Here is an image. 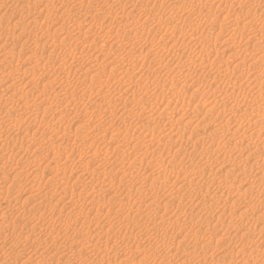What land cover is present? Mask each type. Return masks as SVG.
I'll list each match as a JSON object with an SVG mask.
<instances>
[{"label":"rangeland","instance_id":"obj_1","mask_svg":"<svg viewBox=\"0 0 264 264\" xmlns=\"http://www.w3.org/2000/svg\"><path fill=\"white\" fill-rule=\"evenodd\" d=\"M32 1V2H31ZM47 1V2H46ZM61 1L65 0H0V57L5 58L7 55L5 50L3 48L4 44L8 42L9 46L7 47L8 49L12 48L15 46V55L16 57H10L7 60H10V64L3 69H0V90L4 86H8L11 84V82H16L17 77H23L24 82L29 81L27 84L28 86H25L22 88V91L26 92L25 95H15L14 98V103H17L18 107L22 106L24 102L27 104H33L35 103L33 107V110L36 111V113L33 111V114L31 117L24 119V124L22 125L20 129V133L16 136H12L9 132H3L5 134H2L0 136V148L2 147L7 151L4 152V155H6L7 158L4 160V162H0V171L2 173V176H0V221H2L1 216L5 214V217L7 218V222H5V225L8 227H1L0 228V264H110L113 263L115 264L116 262H121L119 261L120 259V254L124 253L125 258L129 257L128 259L130 260V263L132 261H140L144 256L147 257V261L149 262L148 264H152L150 262L151 260L157 261V263L160 264H230V260L232 259L231 263L232 264H243V261L248 260L250 257L249 254L252 249V243L259 242L261 243L262 239L259 234V227L262 225L260 224L261 222H256V217L260 214V212L264 209V140L263 143H261V139H264V120L263 117L257 116L258 113L256 112L257 110L254 109L256 106L260 104H264V92L261 93V89L264 88V74L262 75L263 78L262 80L259 79L258 82L254 83L255 79L253 77V74L256 76L260 75L259 71L264 69V60L263 61H255L253 58H246L245 55H248L246 51H244L243 46L244 42L247 39V34L242 36V34H231L229 30H220V23L221 21H225L227 24L231 25L233 24L237 28L243 27L245 30L251 31L253 28V25L249 23V17L251 18L253 13L250 11V13H246L247 10H250V8L253 7L255 4H261L260 7H256V16H255V24H256V29L261 31L260 34L264 32V26H262L261 22L258 20H261L263 18V12H264V1L263 0H244L245 4L240 2L242 0H185L186 3H183L184 0H114V1H105V4L103 0H66L64 4ZM74 3H72V2ZM119 1V2H118ZM140 1V2H139ZM158 3H157V2ZM164 1L163 3H160ZM168 1V2H167ZM184 1V2H185ZM189 1V2H188ZM196 1V2H195ZM223 1V2H222ZM261 1V2H260ZM6 2V3H5ZM21 2V3H20ZM82 2L81 4H79ZM84 2V3H83ZM93 2V5H92ZM110 2V3H109ZM114 2V3H113ZM188 2V3H187ZM200 2V3H199ZM256 2V3H255ZM47 3V4H46ZM71 3V6L69 7ZM89 3V4H88ZM98 3L96 7V4ZM113 3V4H112ZM117 3L118 7L115 5ZM120 3V4H119ZM160 7L162 4L163 8L161 9L155 6ZM170 3V4H169ZM178 3V4H177ZM191 3V4H190ZM196 3V4H195ZM253 3V5H251ZM255 3V4H254ZM30 4L33 6L31 7ZM65 6H64V5ZM73 4V5H72ZM78 4V5H77ZM91 4V7L89 6ZM100 4V5H99ZM111 6L109 7L108 6ZM172 4V5H171ZM186 4V5H185ZM194 4V5H193ZM201 4V5H200ZM248 4V5H247ZM4 5V6H3ZM29 5V7H28ZM42 5V6H41ZM80 5V6H79ZM107 5V6H104ZM114 5V6H112ZM122 5V6H120ZM152 5V6H151ZM166 5V6H165ZM183 5V6H182ZM200 5V6H199ZM245 5V7H244ZM247 5V6H246ZM44 6V7H43ZM48 6V7H47ZM64 6V8L62 7ZM76 6V8L74 7ZM110 9V13H112L111 18L109 19V22L104 21V12L109 11L106 10L105 8ZM116 6V7H115ZM126 6V8H125ZM130 6V7H129ZM165 6V7H164ZM192 6V7H191ZM219 6V7H218ZM223 6V7H222ZM237 6V7H236ZM249 6V7H248ZM252 6V7H250ZM15 7V8H14ZM46 7V8H45ZM52 7V8H51ZM96 9H95V8ZM140 9H139V8ZM156 7V8H155ZM171 7V8H170ZM179 7V8H178ZM190 7V8H189ZM202 7V8H201ZM227 7V8H226ZM3 8V9H2ZM48 8V9H47ZM66 8V9H65ZM103 8V9H102ZM116 8V11L114 9ZM142 8V9H141ZM159 10H158V9ZM183 12H182V9ZM185 11V9H187ZM209 8V9H208ZM258 8V9H257ZM263 8V9H262ZM23 9V10H22ZM52 9V10H51ZM99 9V11H98ZM119 9V10H118ZM123 11H122V10ZM167 9V10H166ZM170 9V10H169ZM208 9V10H207ZM227 9V10H225ZM229 9V10H228ZM245 9V10H241ZM247 9V10H246ZM263 12L261 13V11ZM4 10V11H3ZM36 10V11H35ZM50 10V11H49ZM55 10V11H54ZM72 10V11H71ZM74 10V11H73ZM92 10V11H91ZM95 10V11H94ZM163 10V11H162ZM166 10V12H165ZM169 10V11H168ZM195 10V11H194ZM206 10V11H205ZM253 10V11H254ZM258 10V11H257ZM260 10V12H259ZM13 11V12H12ZM22 11V12H21ZM32 11V12H31ZM39 11V12H37ZM49 11V12H48ZM53 11V14H52ZM68 11V12H67ZM94 11V12H93ZM160 11V12H159ZM175 11V12H174ZM185 11V12H184ZM3 12V13H2ZM6 12V13H5ZM11 12V13H10ZM21 12V13H20ZM41 12V13H40ZM47 12V13H46ZM62 12V13H61ZM85 12V13H84ZM90 12V14H89ZM117 12V13H116ZM119 12V13H118ZM149 12V13H148ZM193 12V13H192ZM245 12V14H244ZM9 13V15H8ZM32 13V14H29ZM116 13V14H114ZM152 13V14H151ZM154 13V14H153ZM162 13V14H161ZM170 13V14H169ZM185 13V14H183ZM195 13V14H194ZM16 14V16H15ZM34 14V15H33ZM55 14V15H54ZM64 14V16H63ZM74 14V15H73ZM87 14V15H86ZM97 14V15H96ZM118 14V15H117ZM127 14V15H124ZM192 14V15H191ZM238 14V15H237ZM259 17V15H261ZM7 15V16H6ZM42 15V16H41ZM54 15V16H53ZM67 15V16H66ZM117 15V16H116ZM142 15V16H141ZM148 15V16H147ZM154 15V16H153ZM167 15V16H166ZM179 15V16H178ZM184 15V17L182 16ZM188 15V16H187ZM244 15V16H243ZM11 16V17H10ZM37 16V17H35ZM40 16V17H39ZM47 16V17H45ZM50 16V17H49ZM56 16V17H55ZM72 16V18H71ZM76 16V17H75ZM95 18L96 20L94 21L92 17ZM115 16V17H114ZM119 16V17H118ZM123 16V17H122ZM126 16V17H125ZM133 16V18H131ZM164 16V17H162ZM193 16V17H192ZM238 16V17H237ZM248 16V18H247ZM5 17V18H4ZM14 17V18H13ZM55 17V18H54ZM90 17V18H89ZM104 19H103V18ZM138 17V18H137ZM167 17H173V23H169L166 19ZM177 19H175V18ZM182 17V18H181ZM262 17V18H261ZM2 18V19H1ZM11 18V19H10ZM54 18V19H52ZM66 20H65V19ZM70 18V19H69ZM88 18V19H87ZM102 18V19H101ZM114 18V19H113ZM122 18V19H121ZM149 19V22L148 19ZM154 18V19H153ZM161 18H164L161 19ZM35 19V20H33ZM46 19V20H45ZM117 19V20H116ZM122 21L120 22L119 21ZM127 19V20H126ZM145 19V20H144ZM175 19V20H174ZM187 19V20H186ZM197 19V20H196ZM7 22H6V21ZM18 22H17V21ZM33 20V21H32ZM52 20H54L52 22ZM56 20V21H55ZM60 20V21H59ZM63 20V21H62ZM69 20L70 22H74L72 24H69L67 21ZM102 20V21H101ZM154 20V21H153ZM160 20V21H159ZM162 20V21H161ZM9 21V22H8ZM36 23H33V22ZM49 21V22H48ZM84 21H86L84 23ZM105 24H101V23ZM131 21V22H130ZM137 21V22H136ZM142 21V22H141ZM146 21V22H145ZM157 21V22H156ZM167 21V22H166ZM189 21V22H188ZM46 22V23H45ZM67 22V23H66ZM162 22V23H161ZM164 22V23H163ZM259 22V23H258ZM12 23V24H10ZM31 23V24H30ZM62 23V24H61ZM83 25H82V24ZM98 23V25H96ZM122 23V25H121ZM134 23V24H133ZM137 23V24H136ZM151 23V24H150ZM161 23V24H160ZM177 23V24H176ZM181 23V24H180ZM188 23V24H187ZM199 23V25H198ZM249 23V24H247ZM66 24V25H64ZM78 24V25H76ZM120 24V25H119ZM139 24V26H138ZM141 24V25H140ZM149 26H148V25ZM157 24V25H156ZM170 24V25H169ZM190 24V25H189ZM260 24V25H259ZM10 25V26H9ZM15 25V26H13ZM40 25V26H39ZM59 25H64L66 26L65 29L61 30L60 32H54L55 29L59 27ZM102 25H104L102 27ZM159 25V26H158ZM178 25V26H177ZM251 25V26H250ZM8 26V27H7ZM17 26V27H16ZM75 26V28H74ZM93 28H92V27ZM117 26V27H116ZM123 26V27H122ZM164 26V28H163ZM169 26V27H168ZM188 26V27H187ZM250 26V27H249ZM258 26V27H257ZM15 27V29H14ZM21 29H20V28ZM23 27V30H22ZM32 27V28H30ZM68 27H70L68 29ZM98 27V28H97ZM153 27V28H152ZM156 27V28H155ZM158 27V28H157ZM167 27V28H166ZM235 27V28H236ZM245 27V28H244ZM261 27V28H259ZM6 28V29H3ZM41 30H40V29ZM77 28V29H76ZM87 28V29H86ZM90 28V29H89ZM100 28L102 30H100ZM109 28V29H108ZM115 28L117 30H115ZM124 28V30H123ZM143 28V29H142ZM150 28V29H149ZM162 28V29H160ZM170 28V29H169ZM173 30H172V29ZM179 28V29H178ZM183 28V29H180ZM247 28V29H246ZM250 28V29H249ZM35 29V30H34ZM72 29V30H71ZM90 30V31H84V30ZM106 29V30H105ZM134 29V30H133ZM140 29V30H139ZM152 29V30H151ZM13 30V32H12ZM22 30V32H21ZM73 33V35L69 32ZM75 30V31H74ZM77 30V31H76ZM105 32L104 34H107L106 37L103 35V33L98 32ZM111 32H110V31ZM139 30V31H138ZM3 31V32H2ZM27 31V32H26ZM46 31V32H43ZM73 31V32H72ZM109 31L110 33H107ZM124 31V32H123ZM150 31V32H148ZM238 31V29H237ZM241 31V29H240ZM66 32V33H65ZM69 32V33H68ZM79 32V33H78ZM85 32V33H84ZM87 32V33H86ZM116 32H120L119 36L117 35ZM121 32L123 34H121ZM149 34H147V33ZM158 32V33H157ZM181 32V33H180ZM189 32V33H188ZM204 32V33H203ZM248 32V31H247ZM19 33V34H17ZM21 33V35H20ZM30 33L33 35L39 36L42 40V42L47 40L48 42H51L50 46L49 43H43L45 46V51L46 53H49L50 48L55 47V51L52 53L53 58H51L49 65L47 67L41 68L43 64L47 61V59L43 56L42 60H39L36 66L37 73L35 76L28 72V74H25L24 76L21 75V71H24L25 69L31 68V66L34 64L33 62L30 61V59L27 56L26 51L28 50H38L40 51L42 49V45L36 43V41L33 39H28L25 42L24 38H26L27 34ZM42 33V34H40ZM55 33V34H54ZM96 33V34H95ZM111 33H115L117 36H113ZM128 35H127V34ZM138 33V34H136ZM226 33V34H225ZM11 34V35H10ZM67 34V35H66ZM85 34V35H83ZM89 34V35H88ZM102 34V35H98ZM110 34V35H109ZM114 34V35H115ZM129 38H125L127 37ZM135 34L134 36H132ZM168 34V35H167ZM182 34V35H181ZM231 34V35H230ZM260 34H257L259 36ZM15 35V36H14ZM41 35V36H40ZM52 35V36H51ZM131 35V36H130ZM150 37H149V36ZM176 35V36H175ZM185 35V36H184ZM203 36L202 39L199 40L200 36ZM49 36V37H48ZM69 38H68V37ZM71 36V37H70ZM74 36V37H73ZM86 36V37H82ZM103 36V37H102ZM184 36V37H183ZM191 36V37H190ZM231 36V38H230ZM46 37V38H45ZM99 37V38H98ZM108 37V38H107ZM121 37V38H120ZM123 37V38H122ZM136 37V38H134ZM144 37V39L142 38ZM154 37V38H152ZM172 37V38H171ZM242 37V38H241ZM9 38V39H7ZM11 38L17 40L15 45L11 44ZM78 38V39H77ZM80 38V39H79ZM83 38V40H81ZM95 38H98L95 40ZM101 38V39H100ZM118 38L119 40H122L123 44L121 41H117ZM142 38V39H141ZM156 38V39H155ZM162 38V39H160ZM176 38V40H175ZM178 38V39H177ZM57 41H55V40ZM69 39V42H68ZM77 39V40H75ZM87 39V40H84ZM94 39V40H93ZM108 41H106V40ZM110 39V40H109ZM126 39L130 41H125ZM151 39V40H150ZM184 39V42H183ZM243 39V40H242ZM7 40V41H5ZM31 40V41H30ZM49 40H54L49 41ZM73 40V42H72ZM92 40V42H91ZM99 40V42H98ZM101 40V42H100ZM103 40V41H102ZM115 41L112 45V42ZM124 40V41H123ZM132 40V41H131ZM135 40H138L134 42ZM140 40V42H139ZM159 40V41H158ZM230 40V41H228ZM232 40V41H231ZM237 40L239 42H237ZM59 41H62L61 44ZM72 44H71V42ZM85 41V42H84ZM96 41V42H94ZM182 43H181V42ZM243 41V42H242ZM5 42V43H4ZM10 42V43H9ZM65 42V43H63ZM70 43L69 46L66 44ZM79 42V43H78ZM117 42V43H116ZM130 42V43H129ZM133 44H132V43ZM148 42V43H146ZM151 42V43H150ZM155 42V43H154ZM174 42V43H173ZM232 42V43H231ZM235 42V43H233ZM243 45H239V43ZM253 41L249 42L251 45ZM36 43V44H35ZM92 43H96V46L92 45ZM100 43V44H98ZM110 43V45H109ZM135 43V45H134ZM143 43V44H142ZM157 43V44H156ZM161 45H159V44ZM231 43V44H230ZM29 44V45H28ZM36 46H35V45ZM52 44H57L56 46ZM63 44V45H62ZM121 44L123 46H121ZM128 44V45H126ZM131 44V45H129ZM154 44V45H153ZM171 44V45H170ZM197 44V45H196ZM203 44V45H202ZM233 44V45H232ZM59 45V46H58ZM61 45V46H60ZM65 45V46H64ZM79 48H78V46ZM81 45V46H80ZM88 45V46H87ZM101 45V46H100ZM126 45V46H125ZM153 45V46H152ZM186 47H185V46ZM231 45V46H230ZM235 45V46H234ZM264 45V39L263 42L260 43L259 46L262 50V46ZM12 46V47H11ZM21 46L26 48L24 52H21ZM31 46V47H30ZM41 46V48H40ZM71 46V47H70ZM106 50H103L104 48ZM138 46L139 50L136 48ZM155 46V47H154ZM158 46V47H157ZM214 46V47H213ZM238 46L241 47L238 48ZM60 47V49H59ZM68 49H67V48ZM72 47H77L76 49ZM97 47V48H96ZM99 47V48H98ZM117 47V48H116ZM130 47V48H129ZM153 47V48H152ZM185 47V48H184ZM194 47V49H193ZM237 47V49H236ZM14 48V47H13ZM12 48V49H13ZM20 48V49H19ZM66 48V52L65 49ZM92 48V49H91ZM95 48V49H94ZM109 48H112L109 49ZM120 48V49H118ZM129 48V50H128ZM141 48V49H140ZM147 48V49H146ZM163 48V49H162ZM190 48V49H189ZM201 48V49H200ZM210 48V49H209ZM235 48V49H234ZM251 46H248V49H250ZM53 49V48H52ZM103 50V52L101 50ZM109 49V50H108ZM126 51H125V50ZM132 49V51L130 50ZM135 49V50H134ZM150 49L152 50L150 53ZM160 49V50H158ZM168 49V50H167ZM218 49V51H217ZM14 50V49H13ZM60 50V51H59ZM70 50H76L75 51H70ZM80 50V52H79ZM92 50H96L93 51ZM142 50V53L141 51ZM147 50V51H146ZM179 52V53H177ZM189 50V51H188ZM199 50V51H198ZM209 50V52L205 51ZM220 50V51H219ZM235 50V51H234ZM242 50V51H241ZM5 51V52H4ZM48 51V52H47ZM88 51V52H87ZM106 51V52H105ZM108 51V52H107ZM111 51V52H110ZM116 51V53H115ZM131 51V52H130ZM205 52V54H203ZM217 51V52H216ZM240 53H239V52ZM52 52V50H50ZM65 52V53H62ZM68 52V53H67ZM74 52V53H73ZM90 52V53H89ZM110 52V53H109ZM129 52V53H128ZM134 52V53H132ZM140 54H139V53ZM192 54L194 52L193 55ZM197 52H200V54ZM216 52V53H215ZM238 52V53H237ZM18 53V55L16 54ZM59 53V54H58ZM67 53V54H66ZM71 53V55H70ZM78 53L81 55H78ZM87 53V54H86ZM96 53H98L96 57ZM103 53V54H100ZM105 53V54H104ZM115 53V54H114ZM127 53V54H126ZM132 53V54H131ZM140 55L134 56L135 55ZM145 53V54H144ZM155 53V54H153ZM177 53V54H176ZM188 53V54H187ZM211 53V54H209ZM245 53V54H244ZM261 51L259 52V54ZM76 54V55H75ZM108 54V55H107ZM114 54V55H113ZM126 54V55H125ZM130 54L132 56H130ZM143 54V55H142ZM155 55V56H150ZM162 54V55H161ZM202 54V55H201ZM229 54V55H228ZM24 55V56H23ZM74 55V56H73ZM89 55V56H87ZM92 55V57L90 56ZM102 55V56H101ZM107 55V56H106ZM123 55L122 57H120ZM144 59H143V57ZM159 55V56H158ZM176 55V56H175ZM209 55V56H208ZM10 56V55H9ZM62 56V57H61ZM73 56V58L71 57ZM78 56V57H77ZM85 58H84V57ZM101 56V57H100ZM105 56V57H103ZM113 56H117L116 58H113ZM119 56V57H118ZM126 58H125V57ZM148 56V57H147ZM181 56V57H180ZM189 56V57H188ZM205 56L207 58L204 59L206 61L203 63V65L200 62V57ZM218 56V57H217ZM241 56H243L242 60L241 58L238 59ZM87 57V58H86ZM94 57V58H93ZM137 59H136V58ZM159 57V58H158ZM192 57V58H191ZM213 57V58H212ZM234 57V58H233ZM19 58L20 61H14ZM64 58V59H63ZM91 60H90V59ZM108 58V59H107ZM122 60H121V59ZM123 58H125L123 60ZM133 58L135 60H133ZM142 58V59H140ZM173 58V59H172ZM195 58V59H194ZM46 59V61L44 60ZM63 59V60H62ZM83 59V60H81ZM85 59V60H84ZM95 59V60H94ZM97 59V62H96ZM99 59V60H98ZM101 59V60H100ZM113 59V60H112ZM120 59L118 62L117 60ZM128 59V60H127ZM139 59V60H138ZM148 59V60H145ZM154 59V60H152ZM160 59V60H159ZM209 63H208V61ZM220 59V60H219ZM247 59V60H243ZM27 60V61H26ZM76 60V61H75ZM87 60V61H86ZM103 60V61H102ZM132 60V61H131ZM137 60V61H136ZM167 60V61H166ZM195 60L196 64L193 63V65H196L195 68L193 69L192 62ZM223 62H220L222 61ZM239 60L241 61L239 63ZM45 61V62H44ZM59 61H65L66 63H70L71 61L73 62V69L71 72L65 73V72H58L56 69V65L58 64ZM80 61V62H79ZM82 61V62H81ZM85 61V63H84ZM95 61V62H94ZM117 61V62H116ZM122 61V62H121ZM136 65H135V62ZM145 61V62H144ZM149 63H148V62ZM153 61V62H152ZM161 61V62H160ZM170 61V62H169ZM189 61V63H188ZM210 61H212L210 64ZM225 61V63H224ZM20 66L16 68V63ZM75 62V63H74ZM109 62V63H108ZM115 64H113V63ZM125 62V63H123ZM128 64L126 65V63ZM156 62H160L159 64ZM180 62V63H179ZM200 64H199V63ZM216 62V63H215ZM220 62V63H218ZM237 62V63H236ZM257 62V63H255ZM263 62V63H262ZM39 63V64H38ZM42 63V64H41ZM56 65H55V64ZM78 63V64H77ZM81 63V64H80ZM107 63V64H106ZM118 63V64H117ZM123 63V64H122ZM132 65H131V64ZM141 63V64H140ZM153 63V64H152ZM187 63V64H186ZM198 63V64H197ZM215 63V64H214ZM233 67L235 70H233V75L231 74H224L222 66ZM246 63V64H245ZM255 63V64H254ZM30 64V65H29ZM77 64L78 68H76ZM101 64V65H99ZM110 64V65H109ZM181 64V65H180ZM190 64V65H189ZM243 64V65H242ZM260 64V65H259ZM55 65V66H54ZM84 65V66H83ZM93 65V66H92ZM104 65V66H102ZM112 65V67H111ZM121 67H130L133 73V76H130V74L126 75L124 73L125 68H121L123 71V74L121 70L118 68ZM135 65V67L133 66ZM141 65V66H140ZM152 65V66H151ZM159 65V66H158ZM163 65V66H161ZM183 65V66H182ZM187 65H189L187 67ZM202 65V66H201ZM234 65V66H233ZM263 65V66H262ZM13 68H12V67ZM51 66V69H50ZM81 66V67H80ZM83 66V67H82ZM144 66V68H143ZM148 66V67H147ZM217 66V67H216ZM220 66V68H218ZM238 66L240 67L238 68ZM259 66V68H258ZM10 67V68H9ZM15 67V68H14ZM54 67V68H53ZM76 69H75V68ZM86 68H90L93 70L87 71ZM93 67V68H92ZM128 67V69H129ZM133 67V68H132ZM139 67V68H138ZM142 67V68H141ZM159 67V68H158ZM216 67V68H215ZM9 68V69H8ZM25 68V69H24ZM87 71L83 73V71ZM84 68V69H83ZM95 68V69H94ZM99 68V69H98ZM102 68V69H101ZM103 68L106 70L105 75L101 76L102 79L99 78V80H107L105 84L106 86L103 85H97L93 83V88L92 91H87L86 88H84L82 85H78L79 79H83L82 77L86 76L85 78H91L90 76L97 72V70L100 72L103 70ZM135 68V69H134ZM165 68V69H162ZM182 70L184 71H181ZM205 68V69H204ZM212 68V69H210ZM261 68V69H260ZM13 69V71H12ZM15 69V70H14ZM20 69V70H19ZM24 69V70H23ZM53 69V70H52ZM75 69V70H74ZM78 69V70H77ZM108 69H115L113 73L108 70ZM134 69V70H133ZM148 69V70H146ZM151 69V71H150ZM153 69V70H152ZM160 69V70H159ZM188 69V70H186ZM200 69V70H199ZM203 69V70H202ZM237 69V70H236ZM42 70V71H40ZM74 70V71H73ZM77 70V71H76ZM130 70V71H131ZM156 70V71H155ZM180 70V71H179ZM218 70H220L218 72ZM256 70V71H255ZM18 71V72H16ZM45 71V72H44ZM47 71V72H46ZM53 71H57L53 72ZM108 71V72H107ZM115 71H120V73H115ZM148 71V72H147ZM151 73H150V72ZM154 71V72H152ZM159 71V72H158ZM166 71V72H165ZM172 76L173 74L178 73L180 79L182 82H179L175 85H172L169 82V76L165 75L168 73ZM213 71V72H212ZM222 71V72H221ZM242 71V73H239ZM248 71H253L252 73H249ZM6 72V73H5ZM12 72V73H11ZM20 72V73H19ZM42 72V73H41ZM74 74H73V73ZM77 72V73H76ZM111 72V73H109ZM146 73L147 75H142L143 73ZM158 72V73H155ZM182 72V73H180ZM188 72V73H187ZM191 72V73H190ZM46 73H50L46 74ZM53 73V74H52ZM80 73V74H79ZM88 73V74H86ZM92 73V74H91ZM109 73V76L107 77ZM114 73L116 75H114ZM153 73V74H152ZM165 73V74H164ZM194 73V74H193ZM205 73V74H204ZM245 73V74H244ZM12 75L11 77L7 76ZM17 74V75H13ZM61 74V75H60ZM64 74V75H63ZM67 74V75H66ZM86 74V75H85ZM119 74V75H118ZM138 77H137V75ZM140 74V75H139ZM152 74V75H151ZM162 74V75H161ZM189 74V76L187 75ZM208 74V75H207ZM210 74V75H209ZM222 74V75H221ZM248 74V76H247ZM34 76V77H31ZM53 75V77L51 76ZM76 75V76H75ZM81 75V76H79ZM126 75V76H125ZM142 75V78H141ZM150 75V77H149ZM183 75H186L184 77ZM231 75V77L229 76ZM237 75V76H236ZM50 76V77H48ZM115 76V78H114ZM127 81H122L123 77ZM132 77L130 80L129 78ZM145 76V77H143ZM161 76H163L161 78ZM219 76V77H218ZM223 76V77H222ZM228 76V77H227ZM236 76V78H235ZM36 77V79H35ZM47 79H46V78ZM56 77V78H54ZM62 79H61V78ZM68 79L69 81L71 80L74 84L78 85L77 86L73 85V91L72 88L67 89L65 88L66 85H61L64 80ZM69 77V78H68ZM73 77V78H72ZM107 77V78H106ZM119 77V78H118ZM147 77V78H146ZM154 77V78H153ZM188 77V78H187ZM214 77V78H213ZM227 77V78H225ZM252 77V78H251ZM4 78V79H3ZM10 78V79H9ZM16 80H14V79ZM32 78V79H30ZM40 78V79H39ZM44 78V80H43ZM59 78V79H58ZM78 79V80H73V79ZM118 78V79H117ZM185 78V79H183ZM190 78V79H189ZM2 79V80H1ZM31 81H30V80ZM52 79V80H51ZM57 79V80H54ZM117 79V80H116ZM145 81H144V80ZM14 80V81H13ZM36 80V81H35ZM50 80V81H49ZM116 80L117 82H115ZM128 80L131 82L128 83ZM134 80V81H133ZM156 80V81H155ZM194 82H193V81ZM251 82H250V81ZM253 80V81H252ZM49 81V83L47 82ZM54 81V82H52ZM119 81V82H118ZM133 81V82H132ZM141 81V82H139ZM165 81V82H164ZM184 81V82H183ZM192 81V82H191ZM249 81V82H248ZM8 82V83H7ZM34 82V83H33ZM57 82L58 85H57ZM114 82V83H113ZM139 82V84H137ZM188 82V83H185ZM238 82V83H237ZM5 83V84H4ZM33 83V84H32ZM44 83V84H43ZM47 85H46V84ZM52 83V84H51ZM55 83V85H54ZM113 83V85H112ZM119 83V84H118ZM124 83V85H120ZM127 83V84H125ZM181 83V85H180ZM192 83V85H191ZM232 83V84H231ZM234 83V84H233ZM2 84V87H1ZM18 84V83H17ZM49 84L50 89H49ZM64 84V83H63ZM104 84V85H105ZM116 84V86H114ZM137 88H133L136 87ZM144 84L147 87L144 86ZM171 84V85H170ZM187 84V85H185ZM194 84V85H193ZM248 84V85H247ZM42 85V86H41ZM46 86V87H43ZM60 85V86H59ZM120 85V86H119ZM154 85V87H153ZM164 85V86H163ZM224 85V86H222ZM232 85V86H231ZM31 86H34L35 88H31ZM63 87L64 89H67L69 92L66 95L62 94L63 90L59 92V95L57 96L58 99L53 102L55 99L54 96L57 93L56 87ZM113 87V89L111 87ZM120 89H118V87ZM123 86V87H122ZM127 86V87H126ZM164 88H160V87ZM170 86L173 87L174 95L172 91L170 90ZM178 86V87H177ZM201 86V87H200ZM238 86L242 87V91L238 90ZM261 86V87H260ZM41 87L44 90L41 92ZM54 87V88H53ZM117 87V88H116ZM131 87V88H130ZM154 89H153V88ZM176 87V88H175ZM197 87V88H196ZM228 87V88H226ZM234 87V88H233ZM28 88V89H27ZM81 88H83L81 90ZM130 88V89H128ZM144 88V89H143ZM175 88V89H174ZM195 88L198 90H193ZM260 90L258 91L257 94V89ZM49 89V90H47ZM59 89V88H58ZM109 89V91H107ZM201 89V90H200ZM227 89V90H226ZM27 90V91H26ZM71 90V91H70ZM111 90V91H110ZM114 90V91H113ZM122 92L119 94V92ZM153 90V91H152ZM154 90H156L154 92ZM169 90V91H168ZM193 90V91H192ZM220 90V91H219ZM222 90V91H221ZM231 90V91H230ZM32 91V92H31ZM49 91V92H48ZM51 91V92H50ZM86 91V92H85ZM99 91L103 95L108 96V100H111L110 102H115V103H110L111 106H109L113 112V114L117 112V114L112 116L113 121V126L110 124L108 125L107 120H103L100 116H94V114L97 112L98 106L94 92ZM106 91V92H105ZM113 91V92H112ZM145 91V92H144ZM195 91V92H194ZM264 91V90H262ZM31 92V93H30ZM47 95V99L46 95ZM54 92V93H52ZM56 92V93H55ZM76 92V93H75ZM109 92V93H108ZM117 94H116V93ZM137 92V93H136ZM151 92L153 96L151 95ZM162 92V93H161ZM166 92V93H165ZM169 92V93H167ZM29 93V94H27ZM37 93V94H36ZM73 93V94H72ZM111 95H107L110 94ZM126 93V94H124ZM145 93V94H144ZM157 93V94H156ZM194 93V94H193ZM54 94V95H53ZM69 94H72L69 96ZM77 94V95H76ZM131 94V95H130ZM161 94V95H160ZM172 94V95H171ZM180 94V95H179ZM186 94V95H185ZM230 94V95H228ZM253 94V95H252ZM120 95V96H119ZM126 95V96H124ZM129 95V96H128ZM134 95V96H133ZM140 95V96H138ZM152 97H151V96ZM164 95V96H163ZM177 95V96H175ZM182 95V96H181ZM204 95V96H203ZM233 95V96H232ZM242 95V96H241ZM251 95V96H250ZM25 96V97H24ZM27 96V97H26ZM60 96V97H59ZM74 96V97H73ZM114 98H113V97ZM142 97V107L141 106H135L132 105L135 110L137 109L138 112L134 111L131 114H128L126 111H123L124 107L123 101H125L129 105L128 108H131V104L134 103L132 102L131 99L129 98H139ZM175 96V97H173ZM185 96V97H184ZM261 96V97H260ZM68 99H67V98ZM110 97V99H109ZM117 97L119 99L117 100ZM128 97V98H127ZM150 97V98H149ZM154 97V101H153ZM184 97V98H183ZM73 98V99H72ZM91 98V99H90ZM113 98V99H112ZM132 98V99H133ZM157 101H156V99ZM168 98V99H167ZM200 98V99H199ZM205 98V99H204ZM246 98V99H245ZM19 99V100H18ZM45 99V100H44ZM66 99V100H65ZM131 101H129V100ZM164 99V100H162ZM245 99V100H244ZM258 101H257V100ZM41 100V101H40ZM51 100V101H50ZM89 101V103L87 102ZM113 100V101H112ZM116 100V101H115ZM129 102H128V101ZM151 100V103H150ZM206 100V101H204ZM252 100V101H251ZM256 100V101H255ZM46 101V102H45ZM58 101V102H56ZM93 101V102H90ZM159 101V102H158ZM161 101V102H160ZM210 101V102H208ZM52 102V103H51ZM57 103L54 105V103ZM71 102V103H70ZM83 102V103H81ZM88 103L86 105V103ZM121 102V103H120ZM123 102V103H122ZM154 102V103H153ZM158 102V103H157ZM176 102V103H174ZM251 102V103H249ZM262 102V103H260ZM10 100L8 102L9 104ZM70 103V104H69ZM85 103V105H84ZM150 103V104H149ZM166 103H169V105H166ZM215 103V104H213ZM240 103V104H239ZM248 103V104H247ZM3 101L0 100V107L3 105ZM50 104V105H48ZM62 104V105H61ZM109 104V105H110ZM119 104V105H118ZM122 104V106H120ZM135 104V103H134ZM152 104V106H151ZM177 104V105H176ZM187 104V105H186ZM251 104L253 106H251ZM20 105V106H19ZM46 105V106H45ZM48 105V106H47ZM67 105V106H64ZM78 107L80 108L81 111L77 112L76 114L73 113V107ZM118 105V106H117ZM149 105V106H148ZM225 105V106H224ZM50 106V108H48ZM55 106L57 109H55ZM71 106V107H70ZM85 106V107H84ZM88 106V107H86ZM91 106V107H90ZM114 108H113V107ZM131 106V107H130ZM158 110L155 109V107ZM170 106V107H169ZM231 106V107H230ZM249 106V107H248ZM255 106V107H254ZM41 107V108H40ZM64 107V108H63ZM105 107V105H103ZM132 107V108H133ZM140 107V108H139ZM145 107V108H144ZM152 107V108H151ZM185 109H184V108ZM209 107V108H208ZM237 107V108H235ZM252 107H254L252 109ZM42 108L46 110V112H42ZM69 108V109H66ZM148 108V109H147ZM151 108V109H150ZM192 108V109H191ZM194 108V109H193ZM38 111H37V110ZM49 109L50 113H49ZM55 109V110H54ZM60 109L59 111H57ZM65 109V110H64ZM71 109V110H70ZM89 112H88V110ZM115 109V110H114ZM142 109L143 111L140 112ZM150 109V110H149ZM237 109V110H235ZM240 109V110H239ZM252 109V110H250ZM64 110V111H63ZM95 110V111H93ZM117 110V111H116ZM149 110L151 114L148 113ZM154 110V111H153ZM162 110V112H161ZM165 110V111H164ZM172 110V111H171ZM174 110V111H173ZM185 110V112H184ZM230 110V111H229ZM245 110V111H244ZM53 111V112H51ZM57 111V112H56ZM63 111V112H60ZM67 111V112H66ZM153 111V112H152ZM160 113H158V112ZM233 111H236L235 113ZM251 111V112H250ZM40 112V113H39ZM66 112V114H64ZM81 112V113H80ZM83 112H88L86 115L83 114ZM91 112V113H90ZM166 112V113H165ZM169 112V113H168ZM173 112V113H172ZM210 112V113H209ZM245 112V113H244ZM255 114H253V113ZM43 113V114H42ZM56 113H58L56 115ZM68 113V114H67ZM121 113V114H120ZM136 113V114H133ZM139 113V115H138ZM144 113V114H142ZM151 115L152 119L149 123V128L147 129H142V131L139 132H132L135 129V124H140L141 121H146V118L144 119V115ZM158 113V114H157ZM180 113V114H179ZM242 113V114H241ZM39 114V116L37 115ZM92 114V116H91ZM126 114V115H124ZM143 118H142V116ZM157 114L156 116H154ZM163 114H167L169 117H173L171 119H179L181 125H173L168 128V119L165 120L160 118L163 116ZM175 114V115H174ZM239 114V115H238ZM251 114V118H250ZM30 114H28L29 116ZM34 115V116H33ZM66 115V116H65ZM69 115V116H68ZM88 115V116H87ZM90 115V117H89ZM132 115V116H131ZM138 115V116H137ZM161 115V116H159ZM166 115V116H167ZM171 115V116H170ZM238 117H237V116ZM42 116V117H40ZM53 119L54 122H52ZM57 116V117H56ZM85 119H84V117ZM121 116V117H120ZM130 116V117H129ZM136 116L137 120L136 121ZM140 116V117H139ZM159 116V117H158ZM181 116V117H180ZM185 118H184V117ZM197 118H196V117ZM248 116V117H247ZM257 116V117H255ZM44 117V121L42 122V119ZM54 117V118H53ZM63 117L65 119H63ZM88 117V118H87ZM99 117V118H97ZM128 117V118H127ZM192 117V118H191ZM233 117V118H232ZM243 117V118H242ZM33 118V119H32ZM49 120L51 121H48ZM59 118V119H58ZM70 118V119H67ZM97 118V120H96ZM115 118V119H114ZM140 118V119H139ZM159 118V119H157ZM195 120H194V119ZM211 118V119H210ZM247 118V120H246ZM30 119V120H29ZM35 119V120H34ZM47 121H46V120ZM56 119V121H55ZM61 119V120H60ZM102 119V120H101ZM142 119V120H141ZM144 119V120H143ZM162 119V120H161ZM192 119V120H191ZM235 119L237 121H235ZM240 119V120H239ZM40 120V121H39ZM60 120V121H59ZM90 121L85 122V121ZM96 120V121H95ZM127 122H126V121ZM135 120V123L133 121ZM140 120V121H139ZM218 122H217V121ZM256 120L259 121V126L256 124V129H258L257 132L253 131L255 129H246V127H251L253 126L252 123L256 122ZM32 121V122H30ZM39 121V122H37ZM63 121V122H62ZM69 121V122H67ZM100 121V122H99ZM161 123H160V122ZM166 121V122H165ZM176 122L178 120H175ZM191 121V123H189ZM215 123H214V122ZM240 121V122H239ZM254 121V122H252ZM11 125L13 124V121H4L5 125L8 123ZM11 122V123H10ZM34 122V123H33ZM47 124H46V123ZM66 122V123H65ZM82 122V123H81ZM85 122V123H83ZM130 122V123H129ZM158 122V123H157ZM198 122V123H197ZM210 122V123H209ZM212 122V123H211ZM235 122V123H234ZM248 122V123H246ZM27 123L31 124L29 134L27 132L29 130H26L25 127ZM36 123V124H35ZM81 123V124H80ZM129 123V124H128ZM133 123V124H132ZM175 123V122H173ZM195 123V124H194ZM222 123V125H221ZM233 123V125H232ZM241 123V124H240ZM37 124H39L37 126ZM54 124V125H53ZM58 124V125H56ZM60 124V125H59ZM70 124V125H69ZM92 124V125H91ZM127 124V125H126ZM153 124V125H152ZM161 125L160 130L157 131L156 126ZM165 124V127L163 128ZM184 124H187L184 125ZM199 124V125H198ZM236 124V125H235ZM240 126H237L239 125ZM246 124V125H245ZM9 125V126H10ZM53 125V126H52ZM69 125V126H68ZM130 127H129V126ZM134 125V126H133ZM185 126V127H182ZM202 125V126H201ZM229 127L232 129V131H225L222 132L221 126ZM35 126V128H34ZM42 126V128H41ZM47 126V127H46ZM51 126V127H50ZM57 126L58 128H56ZM61 126V127H60ZM98 126V127H97ZM100 126V127H99ZM152 126V127H151ZM179 126V127H178ZM219 126V127H218ZM232 126V127H230ZM246 126V127H244ZM7 126H4L6 128ZM50 130H49V128ZM57 130L54 132L51 129L54 128ZM110 127V128H109ZM130 129V132L128 131V138L125 139L121 135L122 129L124 130L125 128ZM155 127V128H154ZM176 127V128H175ZM182 127V128H181ZM188 127V128H187ZM204 127V129H203ZM244 127V128H242ZM8 128V127H7ZM32 128V129H31ZM39 128V129H38ZM94 128V129H93ZM118 130H117V129ZM154 128V129H152ZM166 128V129H165ZM174 128V130H172ZM179 128V129H178ZM197 128V129H196ZM214 128H216L214 130ZM218 128V129H217ZM234 128V129H233ZM239 128V129H238ZM59 129V130H58ZM64 129H68L67 132L71 134V136L66 134L67 132H64ZM97 129V130H96ZM104 129V130H103ZM164 129V130H163ZM181 129V130H180ZM195 129V131H194ZM25 131V133L23 132ZM42 130L48 133H46V136H43ZM49 130V131H47ZM65 130V131H66ZM113 130V132H112ZM115 130H117L115 132ZM156 130V132H155ZM166 130H172V132L169 131L167 133ZM176 130V131H175ZM192 133H190L191 131ZM197 130V132H196ZM224 130V128H223ZM236 130V131H234ZM246 130V131H245ZM15 133L14 130H11ZM60 131V132H59ZM63 131V132H62ZM122 131V132H121ZM153 131V132H152ZM165 133L163 134L162 133ZM179 131V132H178ZM202 131V132H201ZM211 131H216L218 134H220L219 139H215V143L211 142H206V143H195L197 139H203L206 138V135L211 133ZM234 131V132H233ZM251 131V132H250ZM261 131V132H260ZM39 132V133H38ZM121 132V133H117ZM143 132V133H142ZM175 132V134H174ZM222 132V133H221ZM236 132V133H235ZM247 132V133H246ZM260 132V133H259ZM24 135H22V134ZM34 135H32V134ZM41 133V135H40ZM81 133V134H80ZM118 135H117V134ZM146 133V135H145ZM152 135H151V134ZM172 133L174 135H172ZM215 133V132H213ZM228 133V134H227ZM232 133L233 136H236L234 139L233 136H229ZM235 133V134H233ZM240 133V135H238ZM39 134V135H37ZM58 134V135H57ZM62 134V135H61ZM65 134L68 137H65ZM126 133H123V136ZM130 134V135H129ZM135 134H137V139L135 138ZM141 134V135H140ZM148 134V135H147ZM196 134V135H195ZM244 134V135H243ZM250 134V135H248ZM21 135V137H20ZM29 135V136H28ZM32 135V136H31ZM37 135V136H35ZM49 135V136H48ZM73 135V136H72ZM90 135V136H89ZM96 135V136H95ZM115 135V136H114ZM117 135V136H116ZM140 136V138L138 137ZM171 135V136H170ZM181 135V136H180ZM195 135V136H194ZM228 135V136H227ZM246 137H243L245 136ZM248 135V136H247ZM3 136L4 139L2 138ZM42 136V137H41ZM77 136L75 138H71ZM82 136V138H81ZM105 136V138H104ZM113 136V137H112ZM134 137L130 138V137ZM151 136V137H150ZM197 136V137H196ZM202 136V137H201ZM238 136V137H237ZM255 136H258V138ZM9 137V140H8ZM39 137H41L39 139ZM55 137V138H54ZM98 137L99 140L97 141L98 149L96 146L88 147L83 143L85 139H90V138H96ZM117 137H120L117 138ZM145 137V138H144ZM178 137V138H177ZM189 137V138H188ZM193 137V138H192ZM195 137V138H194ZM233 137V138H232ZM251 137V138H250ZM6 138V139H5ZM15 138V139H14ZM20 138V139H19ZM29 138V139H28ZM31 138V139H30ZM35 138V139H34ZM44 138V139H43ZM49 138V139H46ZM68 138V139H66ZM81 139L79 141L75 139ZM85 138V139H83ZM104 138V139H103ZM117 138V139H116ZM151 138V139H150ZM154 138V139H153ZM192 138V139H190ZM216 138V136H215ZM221 138L227 140L228 138H231L230 141L232 143L230 146L233 147L234 141H236V146H240L241 150L245 149L243 151V155L246 156L248 151L246 152V149H249L251 151H256V155L248 158V160L244 161H239L241 160L240 158H236V153L237 149H233L230 153L223 151L220 147L216 146V143H220ZM247 138V139H245ZM261 138V139H260ZM12 139V140H10ZM17 139V140H16ZM67 140L66 142L64 140ZM103 139V140H102ZM120 141H119V140ZM125 139V140H124ZM132 139V140H131ZM140 139V140H139ZM147 139V140H146ZM183 141L181 142L180 141ZM192 141H190V140ZM241 139V140H240ZM8 140V141H7ZM45 143H41L40 142ZM123 140V141H122ZM129 140V141H128ZM134 140V141H133ZM137 140H139L137 142ZM170 140V141H169ZM195 140V141H194ZM14 141L16 143H14ZM18 141V142H17ZM35 141V142H34ZM51 141V142H49ZM53 141V142H52ZM69 141V142H68ZM129 142V144L125 145V143ZM143 143H142V142ZM165 141V143H164ZM167 141V142H166ZM253 142L251 146L246 147L249 142ZM6 142V143H5ZM20 142V143H19ZM29 144L27 146V143ZM62 143L66 144L65 150L63 152V156H59L60 158H57V165L62 168L65 167V171L59 172V176H57L55 170H50V167H46V165H51V159H53L52 155L55 156L56 154H51L49 156V159L45 161H42L39 159L36 155V153H41L44 154L43 152H40L41 147H43L42 151L46 152L44 149H48L49 146L55 147L57 144ZM65 142V143H64ZM124 143L123 144L120 143ZM135 142L136 147L141 145V148L135 147V150L132 145ZM155 142V143H154ZM181 142V143H180ZM192 142V143H191ZM194 142V143H193ZM239 142V143H238ZM37 143V144H36ZM51 143V144H50ZM82 143V144H81ZM131 143V144H130ZM145 143V144H144ZM152 143V144H151ZM157 143V144H156ZM163 143V144H162ZM173 143V144H172ZM202 143V144H201ZM2 144V145H1ZM23 144V145H21ZM26 144V146H25ZM70 144L72 146H70ZM117 144V145H116ZM171 144V145H169ZM176 144V145H175ZM199 144V145H197ZM238 144V145H237ZM41 145V146H40ZM45 145V147H44ZM47 145V147H46ZM53 145V146H52ZM79 145V146H76ZM83 145V146H82ZM134 145V146H135ZM151 145V146H150ZM186 145V147L184 146ZM190 145V146H189ZM246 145V146H245ZM38 146V147H37ZM40 146V147H39ZM74 146V147H73ZM113 146L117 149L115 151H112ZM150 146V147H149ZM167 146V147H166ZM169 146V147H168ZM175 146V147H174ZM204 146V148H203ZM245 146V147H244ZM261 146V147H260ZM22 147V148H19ZM37 147V148H36ZM72 147V148H71ZM109 147V148H107ZM112 147V148H110ZM122 147V148H120ZM129 147H131L129 150ZM33 148V149H32ZM80 148H83L80 150ZM107 148V149H106ZM120 150H119V149ZM147 150L146 153L143 151L145 149ZM169 148V149H168ZM176 148V149H175ZM179 148V149H177ZM185 148V150H184ZM217 148V149H216ZM219 148V149H218ZM252 148V149H251ZM27 149H29L27 151ZM54 149V148H53ZM88 149V152L87 150ZM93 149V150H92ZM96 149V150H94ZM100 149V151H99ZM110 149V150H108ZM125 149V150H123ZM132 149V153L130 150ZM141 149V150H140ZM190 151H189V150ZM199 149V150H198ZM201 149V150H200ZM204 149V150H203ZM213 149V150H212ZM227 149V148H226ZM255 149V150H254ZM261 149V150H260ZM25 150V151H24ZM75 150V151H74ZM80 150V151H79ZM84 151L82 153L83 159H81V151ZM90 150V151H89ZM106 150V152H105ZM108 150V151H107ZM119 150V151H118ZM170 150V151H168ZM209 150V151H208ZM219 150V151H218ZM19 151V152H18ZM21 151V152H20ZM99 151V152H98ZM103 151V152H102ZM123 151L125 153L123 154ZM131 153H130V152ZM184 151V152H183ZM198 151V152H197ZM10 152V153H9ZM24 152V154H23ZM29 152V153H28ZM92 152L95 156H99L98 158L94 156H91ZM98 152V153H97ZM115 152V153H114ZM129 152V153H128ZM141 153L142 155L139 156ZM144 152V153H143ZM168 152V153H167ZM75 153V154H74ZM79 153V154H78ZM87 153V154H86ZM97 153V154H96ZM161 153V154H160ZM178 153V154H177ZM180 153V154H179ZM208 153V154H207ZM215 153V154H214ZM235 153V155H234ZM245 153V154H244ZM8 154V155H7ZM22 154V155H20ZM31 154V155H30ZM72 154V155H71ZM84 154V155H83ZM105 154V155H104ZM106 154H110L109 156ZM114 154V155H113ZM133 154V155H128ZM136 154V155H135ZM144 154V156H143ZM163 154V155H162ZM197 154V155H196ZM228 154V156L226 155ZM230 154V155H229ZM74 155V157H73ZM116 155V156H115ZM123 155V156H122ZM137 156L140 159H144L141 161L135 156ZM211 155V157H210ZM224 155V156H223ZM257 155H260L259 157H256ZM128 156V157H127ZM134 156V158H133ZM142 156V157H141ZM174 156V157H173ZM182 156V157H180ZM27 157V158H26ZM52 157V158H51ZM73 157V158H72ZM104 157H107L105 160ZM118 157H127L125 158V161H127L126 164H118L117 168L114 171H111L112 165L110 163H104L107 162V160L112 161L115 158ZM166 157V158H165ZM192 157V158H191ZM215 157V158H214ZM231 157V158H230ZM244 157V156H243ZM255 157V158H253ZM263 157V158H262ZM22 158V159H21ZM24 158V159H23ZM32 158V159H31ZM38 158V159H37ZM133 158V160H132ZM158 158V159H157ZM165 158V159H162ZM172 158V159H171ZM192 160H191V159ZM196 158V159H195ZM202 158V159H201ZM234 158V159H233ZM12 159V160H10ZM79 159V161H78ZM88 159L90 160H95L93 163H89L88 166L85 165L84 162H87ZM98 159V161L96 160ZM131 159V160H129ZM157 159V160H156ZM162 159V160H161ZM194 159V160H193ZM200 159V160H199ZM217 159V160H215ZM236 159V161H234ZM245 160L247 158H242V160ZM257 159V160H256ZM261 159V160H260ZM72 160V161H71ZM100 160V161H99ZM103 160V161H102ZM128 160L130 161L128 163ZM140 160V161H137ZM175 160V161H174ZM190 162H189V161ZM206 160V161H205ZM233 160V161H232ZM255 160V161H254ZM8 161V162H7ZM13 161V162H12ZM22 161V163L20 162ZM38 161V162H37ZM59 161V162H58ZM136 161V162H134ZM168 163H167V162ZM201 161V162H200ZM210 161V162H209ZM239 161V162H238ZM258 161V162H257ZM62 162V163H61ZM97 162V163H95ZM101 162V163H100ZM174 164H169L173 163ZM183 162V163H182ZM208 162V163H207ZM217 162V163H216ZM224 162V163H223ZM238 162V163H237ZM263 162V163H262ZM17 165H16V164ZM19 163V164H18ZM28 163V164H27ZM35 163V164H33ZM66 163V164H65ZM82 163V164H80ZM100 163L97 169V164ZM133 163V164H132ZM150 163V164H149ZM179 163V164H178ZM223 163V164H222ZM236 163V164H235ZM249 163V164H248ZM257 163V164H256ZM25 164V165H24ZM41 164V165H40ZM65 164V165H64ZM84 164V165H83ZM106 164V165H105ZM122 164V165H121ZM132 164V165H131ZM148 164V165H145ZM153 164V165H152ZM163 164V165H162ZM181 164V165H180ZM186 164V165H185ZM195 164V165H194ZM238 164V165H237ZM240 164V165H239ZM261 164V165H260ZM22 166L21 169H19V166ZM61 165V166H60ZM96 165V166H95ZM101 165V166H100ZM103 165V166H102ZM124 165V166H123ZM158 165V166H157ZM160 165V166H159ZM175 165V166H174ZM216 165V166H215ZM37 166H40L39 171H45L41 176L39 174L37 176L36 174H33L32 170ZM82 166H84L82 168ZM86 166V168H85ZM94 166L96 168H94ZM112 166V167H111ZM129 166V168H127ZM141 166V167H140ZM146 166V168H145ZM152 166V167H151ZM164 166V167H163ZM167 166V167H166ZM196 166V167H195ZM14 167V168H13ZM31 167V168H30ZM80 167V168H79ZM131 167V168H130ZM166 167V168H165ZM171 169H170V168ZM175 167V168H173ZM198 167V168H197ZM200 167V168H199ZM241 169H238L240 168ZM245 167V168H244ZM255 167V168H254ZM30 168V169H29ZM75 168V169H74ZM88 168V169H87ZM108 168V169H107ZM124 168V169H123ZM165 168V169H164ZM180 168H183L180 169ZM203 168V169H202ZM218 168V169H217ZM234 171H232L231 170ZM35 169V170H36ZM78 169V170H77ZM80 169V170H79ZM93 170L92 172H97L96 174L94 173V176H90L88 173L90 170ZM110 169V170H109ZM147 169V170H146ZM164 171H163V170ZM178 169V170H177ZM205 169V170H204ZM208 169V170H207ZM261 170V172H259ZM17 170V171H16ZM136 170V171H135ZM175 170V171H174ZM177 170V171H176ZM189 170V171H188ZM201 170V171H200ZM237 170V171H236ZM31 171V172H29ZM38 171V170H37ZM104 171H111L109 174H103ZM118 171V172H117ZM121 171V173H120ZM159 171V172H158ZM169 171V172H168ZM181 171V172H180ZM200 171V172H199ZM207 171V172H206ZM210 171V172H209ZM251 171V172H250ZM48 172V173H47ZM86 172V173H85ZM99 172V173H98ZM114 172V173H113ZM130 174H129V173ZM153 172V173H152ZM158 172V173H157ZM188 172V173H187ZM192 172V173H191ZM214 172V173H213ZM226 172V173H225ZM230 172V173H228ZM238 172V173H237ZM258 172V173H257ZM21 173V174H20ZM32 173V174H31ZM149 173V174H148ZM162 173V174H161ZM165 173V174H164ZM176 173V174H175ZM222 175H221V174ZM146 174V176H145ZM153 176H152V175ZM168 174V176H167ZM172 176H171V175ZM198 174V175H197ZM204 174V175H203ZM220 174V175H218ZM240 174V175H239ZM251 174V175H250ZM254 174V175H253ZM261 174V175H260ZM1 175V174H0ZM35 175V176H34ZM106 175V176H104ZM134 175V176H133ZM157 175V176H156ZM201 177H200V176ZM228 175V176H227ZM231 175V176H230ZM236 175V176H235ZM245 175V176H244ZM34 176V177H33ZM37 176V177H36ZM125 176V177H124ZM166 176V177H162ZM179 176V177H178ZM183 176V177H182ZM199 176V177H198ZM217 176V177H216ZM219 176V177H218ZM260 176L262 178L260 182ZM33 177V178H31ZM40 177V178H39ZM64 177V178H63ZM83 177V178H82ZM128 177V178H127ZM139 177V178H138ZM147 179H145V178ZM156 177V178H155ZM158 177V178H157ZM175 177V178H174ZM36 178V179H35ZM96 178V179H94ZM98 178V179H97ZM106 178L105 180L107 182H111V189L110 184L105 183V187H110L109 190H104L105 188L99 186V180ZM185 178V179H184ZM197 178V179H196ZM79 179V180H78ZM109 179V180H108ZM131 179L132 182L129 180ZM157 179V180H156ZM163 179V180H162ZM189 179V180H188ZM222 179V180H221ZM224 179V180H223ZM232 179V180H231ZM82 180V181H81ZM126 180V181H125ZM138 180V181H137ZM144 181V183L140 184L141 182ZM147 180V181H146ZM154 180V181H153ZM166 180V182H165ZM178 180V181H177ZM183 180V181H182ZM197 180V181H196ZM244 180V183L242 182ZM259 180V181H257ZM41 181V182H40ZM65 181V183H64ZM123 181V182H122ZM125 181V183H124ZM164 181V182H163ZM177 181V182H176ZM189 183H187V182ZM232 181V183H231ZM252 183H250V182ZM122 184H121V183ZM132 183L133 185H129V183ZM136 182V183H135ZM169 182V184H167ZM171 182V183H170ZM173 182V183H172ZM176 182V183H175ZM191 182V183H190ZM198 182V183H197ZM240 182V183H238ZM258 182V183H257ZM51 183L52 186L49 184ZM66 183H68L66 185ZM70 183V184H69ZM116 183V184H115ZM128 184V186H125ZM147 183V184H146ZM153 183L154 188H153ZM161 185H160V184ZM165 184L163 186L162 185ZM183 183V184H182ZM195 183V184H194ZM202 185H201V184ZM214 183V184H213ZM243 183V185H242ZM62 184V185H61ZM67 188H65V186ZM74 184V185H73ZM96 184V185H95ZM201 186H200V185ZM205 184V185H204ZM211 184V185H210ZM225 184H232L238 187L237 192H233L230 194H227V191L224 190ZM240 184V185H238ZM251 184V185H250ZM109 185V186H108ZM143 185L144 187H140ZM150 185V186H149ZM169 187H168V186ZM188 185V186H187ZM256 185V186H255ZM64 188H63V187ZM71 186V189H70ZM86 186V187H85ZM117 186V187H116ZM120 186V187H118ZM122 186V187H121ZM133 186V187H132ZM140 189H138V187ZM149 189H146L148 187ZM163 186L165 189H160ZM186 186V187H185ZM200 186V187H199ZM56 187V188H54ZM99 191L97 192L96 188ZM137 187V188H136ZM196 189L195 188H198ZM243 187V188H242ZM86 188V190H85ZM101 188V189H100ZM122 188V190L120 189ZM134 188V189H133ZM136 188V190H135ZM144 188V189H143ZM152 188V189H151ZM158 188V189H157ZM205 188V189H203ZM247 190H243V189ZM68 189V190H67ZM81 189V190H80ZM103 189V190H102ZM137 189L139 190L137 192ZM142 189V190H141ZM151 189V190H150ZM174 189V190H173ZM180 189V190H179ZM223 189V190H222ZM31 192H36L35 197L30 198L29 196L31 195L28 191ZM50 190V191H49ZM51 190L53 194L51 193ZM103 192H102V191ZM118 190V193H117ZM140 190L142 192H140ZM146 190V191H145ZM149 190L151 191L150 193ZM153 190V191H152ZM164 190V192H163ZM177 190V191H176ZM185 190V191H184ZM214 190V192H213ZM240 190V191H239ZM73 191V192H72ZM95 191V192H94ZM145 191V193H144ZM158 191V192H157ZM163 192L159 194L160 192ZM170 191V192H169ZM184 191V192H183ZM75 192V193H74ZM116 192V193H115ZM132 194H131V193ZM140 192V193H139ZM157 192V193H155ZM197 192V194H196ZM199 192V193H198ZM222 192V193H221ZM239 192V194H238ZM48 193V194H47ZM70 193V194H69ZM135 193V194H134ZM166 193V194H165ZM171 193V194H170ZM177 193V195H176ZM201 193V194H200ZM218 193V194H217ZM247 193V194H246ZM261 193V195H260ZM34 194V193H33ZM45 196H44V195ZM74 194V196H73ZM109 194V195H108ZM112 194V195H111ZM116 194V196L114 195ZM138 194V195H136ZM157 194V195H156ZM165 194V195H164ZM187 194V195H186ZM207 194V195H206ZM232 194V196H231ZM234 194V195H233ZM245 194V195H244ZM38 195V196H37ZM56 195V196H55ZM70 195L72 197H70ZM81 195V196H79ZM94 195V196H93ZM127 195V196H126ZM147 195V196H146ZM153 195V196H151ZM159 195V196H158ZM168 195V196H167ZM174 195V196H173ZM220 196V200H218L217 203L214 202L216 196ZM247 195V196H246ZM44 196V197H43ZM60 196V197H59ZM77 196V197H76ZM83 196V199H82ZM118 196V197H117ZM131 198H130V197ZM155 196V197H154ZM158 196V197H157ZM210 196V197H209ZM227 196V197H226ZM239 196V199L237 198ZM259 196V197H257ZM49 197V198H48ZM53 197V198H52ZM89 197V198H88ZM102 197V198H101ZM115 197V198H114ZM128 197V198H127ZM214 197V198H213ZM28 198V199H27ZM43 198V199H42ZM51 198V199H50ZM60 198V199H59ZM64 198V199H63ZM91 198L94 199L95 201H91ZM109 198V199H108ZM117 198V199H116ZM122 201H120L119 199ZM160 198V199H159ZM167 198V199H166ZM190 198V199H189ZM193 198V199H192ZM225 198V199H224ZM48 199V200H47ZM63 199V200H62ZM90 199V200H89ZM107 199V200H106ZM126 199V200H124ZM181 199V200H180ZM187 199V200H186ZM202 199V200H201ZM234 201H233V200ZM243 199V200H242ZM248 199V200H247ZM78 200V201H77ZM82 200V201H81ZM97 200V201H96ZM116 200H119L116 201ZM134 200V201H133ZM179 200V201H178ZM190 200V201H189ZM211 200V201H210ZM238 200V201H237ZM241 200V201H240ZM262 200V201H261ZM41 201V202H40ZM49 201V202H48ZM67 201V202H66ZM88 201V202H86ZM99 201V202H98ZM106 201V202H105ZM126 202V207L122 204ZM136 201V202H135ZM149 201V202H148ZM155 201V202H154ZM201 201V202H200ZM204 201V202H203ZM236 201V202H235ZM250 201V202H249ZM260 201V202H259ZM43 202V203H42ZM80 205H79V203ZM93 202L95 205L92 206L91 203ZM105 202V203H104ZM114 204L118 202V204ZM121 202V204H120ZM130 202V203H129ZM132 202V203H131ZM145 202V203H144ZM182 202V203H181ZM210 202V203H209ZM222 202V203H220ZM256 202V203H255ZM42 203V204H41ZM45 203V204H44ZM68 203V204H67ZM75 203V204H74ZM87 203V204H86ZM129 203V204H128ZM236 203V204H234ZM253 205L255 206V209L259 210H253V212H250V216L242 214V208L243 205ZM260 203V204H259ZM67 204V205H66ZM73 204V205H72ZM108 204V206H107ZM113 204V205H110ZM128 204V205H127ZM132 204H135L137 210L141 209L140 211L135 210V206ZM144 204V205H143ZM195 204V205H194ZM203 204V205H202ZM206 204V205H205ZM209 204V205H208ZM212 204V205H211ZM214 204V205H213ZM216 204V205H215ZM222 204V205H221ZM225 204V205H224ZM232 204V205H231ZM234 204V205H233ZM101 205V206H100ZM121 205V206H119ZM133 208H131V206ZM165 205V206H164ZM168 205V209H166ZM171 205V206H170ZM208 205V206H207ZM228 205L231 207H228ZM242 205V206H241ZM54 206V207H52ZM65 206V207H64ZM92 206V207H91ZM116 206V207H115ZM151 206V207H150ZM194 206V207H193ZM221 206V209H220ZM224 206V207H223ZM234 206V207H233ZM71 207V208H70ZM73 207V208H72ZM104 207V208H102ZM111 207V208H110ZM132 209H130V208ZM165 207V208H164ZM170 207V208H169ZM206 207V208H205ZM211 207V208H210ZM217 207V208H216ZM259 207V208H258ZM85 208V209H84ZM97 208V209H94ZM113 208V209H112ZM116 208V209H115ZM120 208V209H119ZM123 208V210H121ZM126 208V209H124ZM226 208V209H224ZM227 208H229L227 210ZM78 209V210H77ZM90 209V210H89ZM103 211H102V210ZM129 210L126 212V210ZM134 209V211H133ZM151 209V210H149ZM191 209V210H190ZM200 209V210H199ZM205 209V210H204ZM210 209V210H209ZM76 210V211H75ZM90 211L87 213V211ZM92 210V211H91ZM97 212L101 211L100 214H97ZM109 212H108V211ZM153 210V211H152ZM155 210V212H154ZM197 210V211H196ZM199 210V211H198ZM202 210V211H201ZM221 212H220V211ZM225 212H224V211ZM57 211V212H56ZM72 211V212H71ZM86 211V212H85ZM121 211V212H120ZM123 211V212H122ZM152 211V212H151ZM254 211H259L258 213ZM6 212V213H5ZM9 212V213H8ZM12 212V213H11ZM60 212V213H59ZM69 214H68V213ZM98 212V213H99ZM120 212V213H119ZM143 212V214H142ZM146 212V215H145ZM67 213V214H66ZM71 213V214H70ZM76 213V214H75ZM95 213V214H94ZM103 213V214H102ZM109 213V214H108ZM153 213V214H152ZM194 215H193V214ZM203 213V214H202ZM206 213V214H205ZM208 213V214H207ZM219 213V214H218ZM224 213V214H223ZM228 213V214H227ZM28 214V215H27ZM128 214V215H127ZM135 214V215H134ZM212 214V215H211ZM10 215V216H9ZM67 215V216H66ZM70 215V216H69ZM85 215V216H84ZM98 215V216H96ZM104 215V216H103ZM107 215V216H106ZM125 215V216H124ZM127 215V217H126ZM155 215V216H152ZM210 215V216H209ZM225 215V217H224ZM13 216V217H12ZM15 216V217H14ZM40 216V217H39ZM81 216V217H80ZM88 216V217H87ZM160 216V217H159ZM232 216V217H231ZM241 216V217H240ZM32 217V218H31ZM110 217V218H109ZM115 217V218H114ZM181 217V218H180ZM193 217V218H192ZM198 217V218H197ZM9 218V219H8ZM38 218V219H37ZM80 218V219H79ZM144 218V219H143ZM169 218V219H168ZM174 218V219H173ZM180 218V219H179ZM231 218V219H230ZM242 220H240V219ZM262 218V217H261ZM85 219V220H83ZM94 219V220H93ZM100 219V220H99ZM107 219V220H106ZM131 219V220H130ZM139 219V220H138ZM152 219V220H151ZM177 219V221L175 220ZM198 219V220H197ZM206 219V220H205ZM208 219V220H207ZM213 219V220H212ZM58 220V221H57ZM68 220V221H65ZM75 220V222H74ZM102 220V221H101ZM135 220V221H133ZM138 220V221H137ZM167 220V221H166ZM172 220V221H171ZM176 223H173L175 222ZM179 220V221H178ZM183 220L185 221L184 223ZM197 220V221H196ZM20 221V222H19ZM113 221V222H112ZM127 221V222H126ZM142 221V222H141ZM150 221V222H149ZM188 221V222H187ZM206 221L209 223L207 226H201L200 225H206ZM223 221V222H222ZM240 223H239V222ZM255 221V222H254ZM262 221H264V217L262 218ZM18 222V223H17ZM63 222V223H62ZM111 226H110V224ZM129 222V223H128ZM131 222V225H130ZM136 222V223H135ZM172 222V223H171ZM178 222V224H177ZM187 222V224H186ZM190 222V223H189ZM196 222V223H194ZM198 222V223H197ZM220 222V223H219ZM229 222V223H228ZM62 223V224H61ZM73 223V224H72ZM227 223V224H226ZM251 223V224H250ZM43 224V225H42ZM65 224V226H64ZM72 224V225H71ZM115 224V225H114ZM125 224V225H124ZM156 224V226H154ZM176 224V226L174 225ZM192 224V225H191ZM200 224V225H199ZM213 224V225H212ZM221 224V225H220ZM249 224V225H248ZM1 225V224H0ZM75 225V226H74ZM90 225V226H89ZM144 225V226H143ZM159 225V226H158ZM174 225V226H173ZM212 225V229H211ZM231 225V226H230ZM241 227H240V226ZM244 225V226H243ZM32 226V227H30ZM74 226V227H73ZM84 226V227H83ZM87 226V227H86ZM124 226V227H123ZM130 226V227H129ZM158 226L159 232L156 231V227ZM162 226V227H161ZM180 226V227H179ZM185 226V227H184ZM216 226V227H215ZM12 227V228H11ZM48 227V228H47ZM60 227V229H59ZM77 227V228H76ZM92 227V228H91ZM138 229H136V228ZM169 227V228H168ZM177 227V228H176ZM182 227V228H181ZM193 227V228H192ZM241 229H240V228ZM243 227V229H242ZM19 230H18V229ZM25 228V229H24ZM43 228V229H42ZM73 228V229H72ZM88 228V229H87ZM117 228V229H116ZM131 228V229H130ZM144 228V229H142ZM153 228V229H152ZM167 228V229H166ZM175 228V229H174ZM180 228V229H179ZM199 228H202L203 230H206L205 232H199ZM205 228V229H204ZM233 228V229H232ZM236 228H239L238 231ZM246 228V229H245ZM251 232H250V229ZM256 230H255V229ZM53 229V230H52ZM106 229V230H105ZM120 229V230H119ZM163 229V230H162ZM189 229V230H188ZM196 229V230H195ZM215 229V230H214ZM228 229V230H227ZM249 229V230H248ZM254 229V230H253ZM26 230V231H25ZM49 230V231H48ZM51 230V231H50ZM55 230V231H54ZM58 230V231H57ZM78 230V232H77ZM96 230V231H95ZM111 230V231H110ZM116 230V231H115ZM172 230V231H171ZM188 230V231H187ZM191 230V231H190ZM195 230V231H194ZM218 230V231H217ZM233 230V231H232ZM237 230V231H236ZM245 230V231H244ZM5 231V232H4ZM24 231V232H23ZM174 231V232H173ZM230 231V232H229ZM14 232V233H11ZM71 232V233H70ZM80 234L79 236L76 235L75 233ZM83 232V233H82ZM110 234H109V233ZM166 232V234H165ZM215 232V233H214ZM225 232V234H224ZM242 232V233H241ZM254 232V233H253ZM258 232V233H257ZM56 233V234H55ZM108 233V234H107ZM113 233V235H112ZM115 233V234H114ZM118 233V234H117ZM163 233V234H162ZM180 233V234H179ZM194 233V235H193ZM199 233V235L197 234ZM202 233V235H201ZM223 233V234H222ZM73 234V235H72ZM75 234V235H74ZM134 234V235H133ZM159 234H162L165 238L162 236L158 237ZM186 234V235H185ZM221 234V235H220ZM229 234V235H228ZM234 234V235H233ZM237 234V235H236ZM107 235V236H106ZM128 237H127V236ZM167 235V237H166ZM174 235V236H173ZM185 235V236H184ZM210 235V236H208ZM228 235V236H226ZM232 235V236H231ZM245 235V236H244ZM5 236V237H4ZM14 236V237H13ZM16 236V237H15ZM83 236V237H82ZM178 236V237H177ZM184 236V238H183ZM195 236V238H194ZM201 236V237H198ZM254 236V237H253ZM4 237V238H3ZM68 237V238H66ZM73 237V238H72ZM106 237V238H105ZM219 237V238H218ZM251 237V238H250ZM257 237V238H256ZM59 238V239H58ZM71 240H70V239ZM75 238V239H74ZM87 238V239H86ZM95 238V239H93ZM118 238V239H117ZM132 238V239H131ZM189 238V239H188ZM58 239V240H57ZM117 239V240H116ZM131 239V240H130ZM156 239V240H154ZM164 239V241H162ZM169 239V240H168ZM181 239V240H180ZM184 239V240H183ZM195 239V240H194ZM201 240L198 242V240ZM233 239V240H232ZM237 239V240H236ZM244 239V240H243ZM253 239V240H252ZM4 240V242H2ZM101 240V241H100ZM161 240V241H160ZM176 240V241H175ZM180 240V241H179ZM188 240V241H187ZM15 241V242H14ZM23 241V242H21ZM69 241V242H68ZM86 243H84V242ZM106 241V242H105ZM134 241V242H133ZM137 241V243H136ZM184 241V242H183ZM104 242L105 244H103ZM111 242V243H110ZM117 242V243H115ZM143 242V243H142ZM147 242V243H146ZM164 242V243H163ZM168 242V243H167ZM251 242V243H250ZM56 243V245H55ZM74 243V244H73ZM108 245H107V244ZM113 243V244H112ZM126 243V244H125ZM131 243V244H130ZM155 243V244H154ZM167 243V245H166ZM184 243V245H183ZM198 243V244H197ZM239 243V245H238ZM250 243V244H249ZM79 244V246H78ZM100 244V245H99ZM119 244V245H117ZM206 244V245H205ZM211 244V245H210ZM92 245V246H91ZM112 245V247H110ZM138 245V247H137ZM152 245V246H150ZM159 245V246H158ZM165 245V246H163ZM183 245V246H182ZM198 245V246H197ZM202 245V246H201ZM3 246V247H2ZM84 246V247H83ZM90 246V247H89ZM95 246V247H93ZM99 246V247H98ZM107 246V247H106ZM116 246V247H115ZM130 246V247H128ZM156 246V247H155ZM172 246V247H171ZM179 246V247H177ZM213 246V247H212ZM215 246V247H214ZM218 246V248H217ZM252 246V247H251ZM89 247V248H88ZM93 247V248H92ZM125 247V248H124ZM170 247V248H168ZM188 247V248H187ZM233 247V248H232ZM235 247V248H234ZM241 247V248H240ZM243 247V248H242ZM250 247V249H249ZM263 247V244L262 246ZM83 248V249H81ZM87 248V250L85 249ZM94 248H96V251L94 254L93 252ZM107 248V249H106ZM127 248V249H126ZM156 248V249H155ZM177 248V249H175ZM196 248V249H195ZM28 249V250H27ZM74 249V250H73ZM78 249H81L83 252H89V253H83L82 251H78ZM89 249V251H88ZM92 249V250H91ZM101 249V250H99ZM105 249V250H104ZM138 249V250H137ZM215 249V250H214ZM229 249V250H228ZM234 249V250H233ZM239 249V250H238ZM262 249V248H261ZM7 250V252L5 251ZM10 250V251H9ZM109 250V251H108ZM125 250V251H124ZM126 250H129L128 252ZM155 250V251H154ZM170 250V251H169ZM225 250H227L225 252ZM72 251V252H71ZM91 251V252H90ZM124 251V252H123ZM134 251V252H133ZM138 251V252H137ZM143 251V252H142ZM157 251V252H156ZM176 251V252H175ZM190 251V252H189ZM195 251V252H194ZM203 251V252H202ZM216 251V252H215ZM232 253L230 254V252ZM234 251V252H233ZM241 251V252H240ZM77 254H75V253ZM104 252V253H103ZM107 252V254H106ZM121 252V253H120ZM133 252V253H132ZM141 252V253H140ZM146 252V253H145ZM162 252V253H161ZM185 252V253H184ZM215 252V253H214ZM239 252V253H237ZM245 252V253H244ZM249 252V253H247ZM2 253V254H1ZM7 253V254H5ZM91 253V254H90ZM103 253V254H102ZM117 253V254H116ZM137 253V254H136ZM181 253V254H180ZM227 253V254H226ZM229 253V254H228ZM243 253V254H240ZM263 253V254H262ZM16 254V255H15ZM85 254V255H83ZM132 254V255H131ZM147 254V255H146ZM161 254V255H160ZM180 254V255H179ZM189 254V255H188ZM234 254V256H233ZM13 255V256H12ZM72 255V256H71ZM88 255V257L86 256ZM93 255V256H90ZM105 255V256H104ZM112 255V256H111ZM151 255V256H150ZM178 255V256H177ZM195 255V256H194ZM232 255V256H231ZM264 255V250L260 251V256ZM103 256V257H101ZM110 259H109V257ZM135 256V257H134ZM161 256V257H160ZM226 256V257H224ZM246 256V258H245ZM248 256V257H247ZM260 256L256 257L259 258ZM12 257V258H11ZM16 257V259H15ZM18 257V258H17ZM38 257V259H37ZM133 257V258H132ZM149 257V258H148ZM228 257V258H227ZM40 258V259H39ZM83 258V259H82ZM97 258V259H96ZM104 258V259H103ZM114 258V259H113ZM116 258V260H115ZM138 258V259H137ZM154 258V259H153ZM198 258V259H197ZM223 258V259H222ZM242 258V260H241ZM256 258V259H257ZM261 258V257H260ZM260 258L257 259L258 262H260ZM10 259V260H9ZM24 259V260H23ZM34 259V260H33ZM100 259L102 261H100ZM150 259V261L148 260ZM164 259V260H163ZM168 259V260H167ZM170 259V260H169ZM200 259V260H199ZM227 259V260H226ZM229 259V260H228ZM264 259V257H263ZM23 260V261H22ZM32 260V262H31ZM99 260V261H98ZM111 262H110V261ZM115 260V261H112ZM159 260V261H158ZM180 260V261H179ZM226 260V261H223ZM238 260V261H237ZM241 260V261H240ZM45 261V262H44ZM109 261V262H108ZM134 261V262H135ZM165 261V262H164ZM183 261V262H182ZM229 261V262H227ZM15 262V263H14ZM39 262V263H38ZM67 262V263H66ZM162 262V263H161ZM238 262V263H237ZM117 263V264H118ZM130 263H119V264H130ZM133 263V262H132Z\"/></svg>","mask_w":264,"mask_h":264},{"label":"bare ground","instance_id":"obj_2","mask_svg":"<svg viewBox=\"0 0 264 264\" xmlns=\"http://www.w3.org/2000/svg\"><path fill=\"white\" fill-rule=\"evenodd\" d=\"M2 1H3V0H2ZM34 1H35V0H34ZM48 1H49V0H48ZM65 1H66V0H65ZM65 1H64V2L61 1V2H63L64 4H66ZM72 1H74V0H72ZM72 1H71V2H72ZM77 1H78V0H77ZM79 1H81V0H79ZM98 1H99V0H98ZM105 1H106V0H103L104 4H105ZM108 1H109V0H108ZM110 1H111V0H110ZM112 1H114V0H112ZM116 1H117V0H116ZM119 1H120V0H119ZM119 1H118V2H119ZM170 1H172V0H170ZM177 1H178V0H177ZM184 1H185V0H184ZM184 1H183V3H186V1H185V2H184ZM263 1H264V0H263ZM31 2H32V1H31ZM46 2H47V1H46ZM93 2H94V0H93ZM93 2H92V5H93ZM120 2H121V1H120ZM139 2H140V1H139ZM156 2H157V1H156ZM163 2H164V1H162V2H160V3H163ZM167 2H168V1H167ZM188 2H189V1H188ZM188 2H187V3H188ZM195 2H196V1H195ZM222 2H223V1H222ZM240 2H242V3L245 4L244 0H242V1H240ZM247 2H248V0L246 1V3H247ZM260 2H261V1H260ZM5 3H6V2H5ZM20 3H21V2H20ZM72 3H73V2H72ZM74 3H75V2H74ZM74 3H73V4H74ZM81 3H82V2H80L79 4H81ZM83 3H84V2H83ZM109 3H110V2H109ZM113 3H114V2H113ZM113 3H112V4H113ZM157 3H158V2H157ZM199 3H200V2H199ZM255 3H256V2H255ZM255 3H254V4H255ZM46 4H47V3H46ZM64 4H63V5H64ZM73 4H72V5H73ZM88 4H89V3H88ZM119 4H120V3H119ZM154 4H156V3H154ZM163 4H164V3H163ZM169 4H170V3H169ZM177 4H178V3H177ZM190 4H191V3H190ZM195 4H196V3H195ZM263 4H264V3H263ZM32 5H33V4H32ZM32 5L30 4L31 7L34 6V5H33V6H32ZM77 5H78V4H77ZM97 5H98V3L96 4V7H99V6H97ZM99 5H100V4H99ZM115 5L117 6L118 4L115 3ZM157 5H158V4H156L155 6H157ZM160 5H161L160 7H161V9H162V8H163V7H162L163 5H162V4H160ZM171 5H172V4H171ZM185 5H186V4H185ZM193 5H194V4H193ZM200 5H201V4H200ZM200 5H199V6H200ZM247 5H248V4H247ZM247 5H246V6H247ZM251 5H253V3H252ZM258 5H259V6H258ZM260 5H261V4H255V5H253V7L250 6V7H252V8H250V10H247V9H246V10H247L246 13H250V11H251V12L257 14L256 10H254V9H256L257 6L260 7ZM3 6H4V5H3ZM41 6H42V5H41ZM64 6H65V5H64ZM64 6H63V7L61 6V7L64 8ZM70 6H71V3H70V5H69V7H70ZM79 6H80V5H79ZM89 6L91 7V4H90ZM104 6H107V5H104ZM104 6H103V8H105ZM108 6H109V4H108ZM112 6H114V5H112ZM116 6H115V7H116ZM118 6H119V5H118ZM118 6H117V8H119ZM120 6H122V5H120ZM151 6H152V5H151ZM165 6H166V5H165ZM165 6H164V7H165ZM182 6H183V5H182ZM28 7H29V5H28ZM43 7H44V6H43ZM47 7H48V6H47ZM74 7L76 8V6H74ZM109 7H111V6H109ZM129 7H130V6H129ZM157 7H158V6H157ZM160 7H158V8H160ZM191 7H192V6H191ZM218 7H219V6H218ZM222 7H223V6H222ZM236 7H237V6H236ZM244 7H245V5H244ZM248 7H249V6H248ZM0 8H1V7H0ZM14 8H15V7H14ZM45 8H46V7H45ZM51 8H52V7H51ZM94 8H95V7H94ZM103 8H102V9H103ZM125 8H126V6H125ZM138 8H139V7H138ZM155 8H156V7H155ZM158 8H157V9H158ZM170 8H171V7H170ZM178 8H179V7H178ZM189 8H190V7H189ZM201 8H202V7H201ZM226 8H227V7H226ZM2 9H3V8H2ZM47 9H48V8H47ZM65 9H66V8H65ZM95 9H96V8H95ZM105 9H106V10H109V11H105V12H104V18H105V19H104L103 17H102V18L104 19L105 22H107V21L109 22V19L111 18V15H112L113 11H112V13H110V11H111L110 9H108V8H105ZM113 9H114V8H113ZM139 9H140V8H139ZM141 9H142V8H141ZM181 9H182V8H181ZM208 9H209V8H208ZM208 9H207V10H208ZM257 9H258V8H257ZM262 9H263V8H262ZM262 9H261V10H262ZM22 10H23V9H22ZM51 10H52V9H51ZM114 10L116 11V8H115ZM118 10H119V9H118ZM121 10H122V9H121ZM158 10H159V9H158ZM166 10H167V9H166ZM166 10H165V12H166ZM169 10H170V9H169ZM169 10H168V11H169ZM187 10H188V8L185 9V11H187ZM225 10H227V9H225ZM228 10H229V9H228ZM241 10H245V9H241ZM253 10H254V11H253ZM263 10H264V9H263ZM263 10L261 11V13L263 12ZM3 11H4V10H3ZM35 11H36V10H35ZM49 11H50V10H49ZM49 11H48V12H49ZM54 11H55V10H54ZM71 11H72V10H71ZM73 11H74V10H73ZM91 11H92V10H91ZM94 11H95V10H94ZM94 11H93V12H94ZM98 11H99V9H98ZM122 11H123V10H122ZM162 11H163V10H162ZM185 11H184V12H185ZM194 11H195V10H194ZM205 11H206V10H205ZM257 11H258V10H257ZM12 12H13V11H12ZM21 12H22V11H21ZM21 12H20V13H21ZM31 12H32V11H31ZM37 12H39V11H37ZM67 12H68V11H67ZM159 12H160V11H159ZM174 12H175V11H174ZM182 12H183V9H182ZM187 12H189V11H187ZM259 12H260V10H259ZM2 13H3V12H2ZM5 13H6V12H5ZM10 13H11V12H10ZM40 13H41V12H40ZM46 13H47V12H46ZM61 13H62V12H61ZM84 13H85V12H84ZM116 13H117V12H116ZM116 13H114V14H116ZM118 13H119V12H118ZM148 13H149V12H148ZM192 13H193V12H192ZM263 13H264V12H263ZM29 14H32V13H29ZM52 14H53V11H52ZM89 14H90V12H89ZM151 14H152V13H151ZM153 14H154V13H153ZM161 14H162V13H161ZM169 14H170V13H169ZM183 14H185V13H183ZM194 14H195V13H194ZM244 14H245V12H244ZM256 14L251 15L252 17H251V18L249 17V20H248L249 23H251V25H253V27H250L251 25L249 26L250 28H253L251 31H249V30H245V29H243V27H241V28H237V27L234 26L233 24L229 25V24H227L225 21H224V22L221 21L219 29H220V30L223 29L224 31L228 29L229 32H230L232 35H233V34H238V33H240V34H242L243 37H244V35L247 34V39H246V41L243 43V44H244L243 49H244V51H246V52L248 53V55H245V57H246V58H248V57H249V58H253V59H255V61H257V62L260 61V62H261V61L264 60V47H262V50H261V48H260L261 46H260V47H257V46H259L260 43L263 42V39H264V32H263L262 34H260L259 31H261V29H262L261 27H259V28H261L260 30L254 28V27H256V24H255V16H256ZM8 15H9V13H8ZM33 15H34V14H33ZM54 15H55V14H54ZM54 15H53V16H54ZM73 15H74V14H73ZM86 15H87V14H86ZM96 15H97V14H96ZM117 15H118V14H117ZM117 15H116V16H117ZM124 15H127V14H124ZM191 15H192V14H191ZM237 15H238V14H237ZM6 16H7V15H6ZM15 16H16V14H15ZM41 16H42V15H41ZM63 16H64V14H63ZM66 16H67V15H66ZM112 16H113V15H112ZM141 16H142V15H141ZM147 16H148V15H147ZM153 16H154V15H153ZM166 16H167V15H166ZM178 16H179V15H178ZM182 16L184 17V15H182ZM187 16H188V15H187ZM243 16H244V15H243ZM260 16H262V14L259 15V17H260ZM10 17H11V16H10ZM35 17H37V16H35ZM39 17H40V16H39ZM45 17H47V16H45ZM49 17H50V16H49ZM55 17H56V16H55ZM55 17H54V18H55ZM75 17H76V16H75ZM91 17H92V16H91ZM114 17H115V16H114ZM118 17H119V16H118ZM122 17H123V16H122ZM125 17H126V16H125ZM162 17H164V16H162ZM192 17H193V16H192ZM237 17H238V16H237ZM4 18H5V17H4ZM13 18H14V17H13ZM54 18H52V19H54ZM71 18H72V16H71ZM89 18H90V17H89ZM102 18H101V19H102ZM131 18H133V16H132ZM137 18H138V17H137ZM174 18H175V17H174ZM181 18H182V17H181ZM247 18H248V16H247ZM261 18H262V17H261ZM1 19H2V18H1ZM10 19H11V18H10ZM64 19H65V18H64ZM66 19H67V18H66ZM66 19H65V20H66ZM69 19H70V18H69ZM87 19H88V18H87ZM92 19H93V20H94V19L96 20V16H95V18L92 17ZM113 19H114V18H113ZM121 19H122V18H121ZM146 19H148V18H146ZM153 19H154V18H153ZM161 19L164 20V18H161ZM175 19H177V18H175ZM175 19H174V20H175ZM33 20H35V19H33ZM33 20H32V21H33ZM45 20H46V19H45ZM95 20H94V21H95ZM116 20H117V19H116ZM126 20H127V19H126ZM144 20H145V19H144ZM166 20H167L169 23H170V22L173 23V17H169V18L167 17ZM186 20H187V19H186ZM196 20H197V19H196ZM5 21H6V20H5ZM16 21H17V20H16ZM53 21H54V20H52V22H53ZM55 21H56V20H55ZM59 21H60V20H59ZM62 21H63V20H62ZM101 21H102V20H101ZM104 21H103V23H101V24H105ZM119 21H120V19H119ZM153 21H154V20H153ZM159 21H160V20H159ZM161 21H162V20H161ZM167 21H166V22H167ZM258 21L261 22L262 26H264V14H263V18H262L261 20H258ZM6 22H7V21H6ZM8 22H9V21H8ZM17 22H18V21H17ZM48 22H49V21H48ZM67 22L69 23V20H68ZM67 22H66V23H67ZM73 22H74V21H73ZM73 22H70L69 24H72ZM85 22H86V21H84V23H85ZM120 22H122V21H120ZM130 22H131V21H130ZM136 22H137V21H136ZM141 22H142V21H141ZM145 22H146V21H145ZM147 22H149V19H148ZM156 22H157V21H156ZM188 22H189V21H188ZM259 22H258V23H259ZM0 23H1V22H0ZM33 23H36V22L34 21ZM45 23H46V22H45ZM161 23H162V22H161ZM161 23H160V24H161ZM163 23H164V22H163ZM249 23H247V24H249ZM10 24H12V23H10ZM30 24H31V23H30ZM36 24H37V23H36ZM61 24H62V23H61ZM74 24H75V22H74ZM81 24H82V23H81ZM133 24H134V23H133ZM136 24H137V23H136ZM150 24H151V23H150ZM176 24H177V23H176ZM180 24H181V23H180ZM187 24H188V23H187ZM64 25H66V24H64ZM64 25H59V27H58L57 29H55L54 32H57V31L60 32L61 30L65 29L66 26L64 27ZM76 25H78V24H76ZM82 25H83V24H82ZM96 25H98V23H97ZM119 25H120V24H119ZM121 25H122V23H121ZM140 25H141V24H140ZM147 25H148V24H147ZM156 25H157V24H156ZM169 25H170V24H169ZM189 25H190V24H189ZM198 25H199V23H198ZM259 25H260V24H259ZM9 26H10V25H9ZM13 26H15V25H13ZM39 26H40V25H39ZM103 26H104V25H102V27H103ZM138 26H139V24H138ZM148 26H149V25H148ZM158 26H159V25H158ZM177 26H178V25H177ZM7 27H8V26H7ZM16 27H17V26H16ZM91 27H92V26H91ZM104 27H105V26H104ZM104 27H103V28H104ZM116 27H117V26H116ZM122 27H123V26H122ZM168 27H169V26H168ZM187 27H188V26H187ZM235 27H236V28H235ZM257 27H258V26H257ZM19 28H20V27H19ZM30 28H32V27H30ZM69 28H70V27H68V29H69ZM74 28H75V26H74ZM92 28H93V27H92ZM97 28H98V27H97ZM152 28H153V27H152ZM155 28H156V27H155ZM157 28H158V27H157ZM163 28H164V26H163ZM166 28H167V27H166ZM244 28H245V27H244ZM250 28H249V29H250ZM2 29H3V28H2ZM4 29H6V28H4ZM4 29H3V30H4ZM14 29H15V27H14ZM20 29H21V28H20ZM39 29H40V28H39ZM66 29H67V28H66ZM76 29H77V28H76ZM86 29H87V28H86ZM86 29H85L84 31H87V32L90 31V30H86ZM89 29H90V28H89ZM108 29H109V28H108ZM142 29H143V28H142ZM149 29H150V28H149ZM160 29H162V28H160ZM169 29H170V28H169ZM171 29H172V28H171ZM178 29H179V28H178ZM180 29H183V28H180ZM237 29H238V31H237ZM240 29H241V31H240ZM246 29H247V28H246ZM22 30H23V27H22ZM22 30H21V32H22ZM34 30H35V29H34ZM40 30H41V29H40ZM71 30H72V29H71ZM100 30H102V29L100 28ZM100 30H99L98 32H100ZM105 30H106V29H105ZM115 30H117V29L115 28ZM123 30H124V28H123ZM133 30H134V29H133ZM139 30H140V29H139ZM139 30H138V31H139ZM151 30H152V29H151ZM172 30H173V29H172ZM68 31H69V30H68ZM74 31H75V30H74ZM76 31H77V30H76ZM109 31H110V30H109ZM109 31H107V33H110V32H111V31H110V32H109ZM247 31H248V32H247ZM2 32H3V31H2ZM12 32H13V30H12ZM26 32H27V31H26ZM43 32H46V31H43ZM69 32H70V31H69ZM69 32H68V33H69ZM72 32H73V31H72ZM87 32H86V33H87ZM123 32H124V31H123ZM148 32H150V31H148ZM13 33H14V32H13ZM65 33H66V32H65ZM70 33H71V32H70ZM73 33H75V32H73ZM73 33H71V34L73 35ZM78 33H79V32H78ZM84 33H85V32H84ZM100 33H103V35H105V37H106V35H107V34H104L105 32H103V31L100 32ZM116 33H117V35H119L120 32H116ZM146 33H147V32H146ZM150 33H151V32H150ZM157 33H158V32H157ZM180 33H181V32H180ZM188 33H189V32H188ZM203 33H204V32H203ZM17 34H19V33H17ZM40 34H42V33H40ZM54 34H55V33H54ZM95 34H96V33H95ZM111 34H112L113 36H116V38L119 37V36H122V35L117 36L115 33H114L115 35H114L113 33H111ZM121 34H123V33L121 32ZM126 34H127V33H126ZM126 34H125V35H126ZM136 34H138V33H136ZM147 34H149V33H147ZM225 34H226V33H225ZM231 34H230V35H231ZM243 34H244V35H243ZM257 34H260V35L257 36ZM0 35H2V34L0 33ZM10 35H11V34H10ZM20 35H21V33H20ZM66 35H67V34H66ZM83 35H85V34H83ZM88 35H89V34H88ZM98 35L100 36V35H102V34H98ZM109 35H110V34H109ZM127 35H128V34H127ZM127 35H126V36H127ZM134 35H135V34H133L132 36H134ZM149 35H150V34H149ZM149 35H148V36H149ZM167 35H168V34H167ZM181 35H182V34H181ZM14 36H15V35H14ZM40 36H41V35H40ZM51 36H52V35H51ZM130 36H131V35H130ZM175 36H176V35H175ZM184 36H185V35H184ZM184 36H183V37H184ZM199 36H200V35H199ZM48 37H49V36H48ZM67 37H68V36H67ZM70 37H71V36H70ZM73 37H74V36H73ZM82 37H86V36H82ZM100 37H101V36H100ZM102 37H103V36H102ZM149 37H150V36H149ZM190 37H191V36H190ZM202 37H203V36H200V37H199V40L202 39ZM41 38H42V37H41ZM41 38H40L39 36L35 35V33H34L33 35H31L30 33H28L27 36H26V38H24V41H23V42H25V39H26V41H27L28 39H32V40L34 39V40L36 41L37 45H38V44H41V45H42V49H41L40 51L38 50V52H37V50L35 51V50H32V49L29 50V51H28V50L26 51V53H27V56H26V57H28V58L30 59L31 62H33L34 60H35V61L33 62L34 64L31 66V68H29V69H25V68H24L25 70L23 69L24 71H21V75H22V76H24L25 74H28V72H30L31 74H33V75L35 76V74H36L37 71L39 70V68H38V70H37L36 66H37V67L40 66V65L38 66L36 62H38L39 60H42L43 56L47 59V61H46V59H44L46 62L44 61L45 64H43V66H41V68H42V67H43V68H44V67H47V66L49 65L50 61H51L50 59L53 58V54H52V53L55 51V49H54L55 47H52L53 49L50 48V50H52V52H50V50H49V53H46L45 49H46L47 47L45 48L44 44H45V43H49V46H50L51 42H48V41L45 40V39H44V41L42 42V40H40ZM45 38H46V37H45ZM68 38H69V37H68ZM98 38H99V37H98ZM98 38H95V40H97ZM107 38H108V37H107ZM120 38H121V37H120ZM120 38H118L117 41H121V42H122V40H119ZM122 38H123V37H122ZM125 38H129V37L127 36V37H125ZM134 38H136V37H134ZM142 38L144 39V37H142ZM142 38H141V39H142ZM152 38H154V37H152ZM171 38H172V37H171ZM230 38H231V36H230ZM241 38H242V37H241ZM7 39H9V38H7ZM77 39H78V38H77ZM77 39H75V40H77ZM79 39H80V38H79ZM100 39H101V38H100ZM155 39H156V38H155ZM160 39H162V38H160ZM177 39H178V38H177ZM54 40H55V39H54ZM54 40H49V41H52V42H53ZM81 40H83V38H82ZM84 40H87V39H84ZM93 40H94V39H93ZM105 40H106V39H105ZM109 40H110V39H109ZM127 40H128V39H126L125 41H127ZM150 40H151V39H150ZM175 40H176V38H175ZM202 40L204 41V39H202ZM242 40H243V39H242ZM5 41H7V40H5ZM10 41H11V44H12V45H15V44L18 43V42L16 43L17 40L12 39V38H11ZM30 41H31V40H30ZM55 41H57V40H55ZM55 41H54V42H55ZM87 41H88V40H87ZM102 41H103V40H102ZM106 41H107V40H106ZM123 41H124V40H123ZM128 41H130V40H128ZM131 41H132V40H131ZM136 41H138V40H135L134 42H136ZM158 41H159V40H158ZM228 41H230V40H228ZM231 41H232V40H231ZM251 41H253V42H252V44L250 45L249 42H251ZM59 42H60V44H61L62 41H59ZM68 42H69V39H68ZM70 42H71V41H70ZM72 42H73V40H72ZM72 42H71V44H72ZM84 42H85V41H84ZM91 42H92V40H91ZM94 42H96V41H94ZM98 42H99V40H98ZM100 42H101V40H100ZM107 42H108V41H107ZM114 42H115V41L112 40V42H110V43H112V45H113ZM139 42H140V40H139ZM180 42H181V41H180ZM183 42H184V39H183ZM204 42H205V41H204ZM237 42H239V41L237 40ZM242 42H243V41H242ZM4 43H5V42H4ZM9 43H10V42H9ZM36 43H35V44H36ZM43 43H44V44H43ZM55 43H56V42H55ZM63 43H65V42H63ZM78 43H79V42H78ZM110 43H109V45H110ZM116 43H117V42H116ZM122 43H123V42H122ZM129 43H130V42H129ZM131 43H132V42H131ZM136 43H137V42H136ZM146 43H148V42H146ZM150 43H151V42H150ZM154 43H155V42H154ZM173 43H174V42H173ZM181 43H182V42H181ZM231 43H232V42H231ZM231 43H230V44H231ZM233 43H235V42H233ZM35 44H34V45H35ZM66 44L69 46L70 43H67V42H66ZM71 44H70V45H71ZM94 44H95V45H94ZM94 44L92 43V45L96 46V43H94ZM98 44H100V43H98ZM123 44H125V43H123ZM132 44H133V43H132ZM142 44H143V43H142ZM156 44H157V43H156ZM158 44H159V43H158ZM240 44H241V42L239 43V45H240ZM243 44H241V45H243ZM6 45H8V42L5 43L4 46H3V48H4L5 50H7V52H6L7 55L5 56V58L0 57V69H3V70H4V68L7 67V66L10 64V62H11L10 60H7V59H9L10 57H16V56H14V55H15V54H14V53H15L14 51H15V49H18V48H15V46H13L14 48L11 46L14 50H13L12 48H11V49H10V48L8 49L7 47H9L10 45H9V46H6ZM28 45H29V44H28ZM52 45H53V46H54V45L56 46L57 44H52ZM62 45H63V44H62ZM126 45H128V44H126ZM126 45H125V46H126ZM129 45H131V44H129ZM134 45H135V43H134ZM153 45H154V44H153ZM153 45H152V46H153ZM159 45H161V44H159ZM170 45H171V44H170ZM196 45H197V44H196ZM202 45H203V44H202ZM232 45H233V44H232ZM241 45H240V46H241ZM35 46H36V45H35ZM58 46H59V45H58ZM60 46H61V45H60ZM64 46H65V45H64ZM77 46H78V45H77ZM80 46H81V45H80ZM87 46H88V45H87ZM100 46H101V45H100ZM121 46H123V45L121 44ZM184 46H185V45H184ZM230 46H231V45H230ZM234 46H235V45H234ZM240 46H238V48L241 49ZM248 46H251V48L248 49ZM262 46H264V45H262ZM30 47H31V46H30ZM70 47H71V46H70ZM103 47H104V46H103ZM154 47H155V46H154ZM157 47H158V46H157ZM185 47H186V46H185ZM185 47H184V48H185ZM213 47H214V46H213ZM40 48H41V46H40ZM56 48H57V46H56ZM66 48H67V47H66ZM66 48H64V49H65V52H66ZM72 48L76 49L77 47H76V48H75V47H72ZM78 48H79V46H78ZM96 48H97V47H96ZM98 48H99V47H98ZM116 48H117V47H116ZM129 48H130V47H129ZM129 48H128V50H129ZM136 48L139 50L138 46H137ZM152 48H153V47H152ZM19 49H20V48H19ZM21 49H22L21 52H24V51L26 50V48H24L23 46H21ZM59 49H60V47H59ZM67 49H68V48H67ZM91 49H92V48H91ZM94 49H95V48H94ZM102 49H103V50H106L105 47L102 48ZM109 49L112 50V48H109ZM109 49H108V50H109ZM118 49H120V48H118ZM140 49H141V48H140ZM146 49H147V48H146ZM162 49H163V48H162ZM189 49H190V48H189ZM193 49H194V47H193ZM200 49H201V48H200ZM209 49H210V48H209ZM234 49H235V48H234ZM236 49H237V47H236ZM99 50H101V49H99ZM103 50H101V51L103 52ZM124 50H125V49H124ZM130 50L132 51V49H130ZM134 50H135V49H134ZM158 50H160V49H158ZM167 50H168V49H167ZM59 51H60V50H59ZM70 51H71V52H72V51H75V52H76V50H70ZM93 51H96V50H92V52H93ZM125 51H126V50H125ZM131 51H130V52H131ZM140 51H141V53H142V50H140ZM146 51H147V50H146ZM151 51H152V50L150 49V53H152ZM175 51H176V50H175ZM188 51H189V50H188ZM198 51H199V50H198ZM205 51H207V50H205ZM217 51H218V49H217ZM217 51H216V52H217ZM219 51H220V50H219ZM234 51H235V50H234ZM241 51H242V50H241ZM260 51H261V53L259 54ZM4 52H5V51H4ZM47 52H48V51H47ZM65 52H62V53H65ZM79 52H80V50H79ZM87 52H88V51H87ZM105 52H106V51H105ZM107 52H108V51H107ZM110 52H111V51H110ZM110 52H109V53H110ZM176 52H177V51H176ZM201 52H202V51H201ZM207 52H209V50H208ZM207 52H205V53H207ZM216 52H215V53H216ZM238 52H239V51H238ZM238 52H237V53H238ZM67 53H68V52H67ZM67 53H66V54H67ZM73 53H74V52H73ZM89 53H90V52H89ZM93 53H94V52H93ZM115 53H116V51H115ZM115 53H114V54H115ZM128 53H129V52H128ZM132 53H134V52H132ZM132 53H131V54H132ZM138 53H139V52H138ZM177 53H179V52H177ZM177 53H176V54H177ZM194 53H196V52H194ZM194 53H193V54H194ZM198 53L200 54V52H197V54H198ZM202 53H203V52H202ZM205 53H203V54H205ZM239 53H240V52H239ZM13 54H14V55H13ZM16 54L18 55V53H16ZM58 54H59V53H58ZM80 54H81V53H80ZM80 54L78 53V55H80ZM86 54H87V53H86ZM100 54H103V53H100ZM104 54H105V53H104ZM114 54H113V55H114ZM126 54H127V53H126ZM126 54H125V55H126ZM131 54H130V56H132ZM136 54H137V53H136ZM139 54H140V53H139ZM144 54H145V53H144ZM153 54H155V53H153ZM187 54H188V53H187ZM189 54L193 55L192 52L189 53ZM207 54H208V53H207ZM209 54H211V53H209ZM244 54H245V53H244ZM9 55H10V56H9ZM70 55H71V53H70ZM75 55H76V54H75ZM97 55H98V53H96V57H97ZM107 55H108V54H107ZM107 55H106V56H107ZM133 55H134V56H138V57L140 56V55H138V54H137V55L133 54ZM142 55H143V54H142ZM142 55H141V56H142ZM155 55H156V54H155ZM155 55H151V54H150V56H155ZM161 55H162V54H161ZM201 55H202V54H201ZM205 55H206V54H205ZM228 55H229V54H228ZM23 56H24V55H23ZM73 56H74V55H73ZM73 56H71V57L73 58ZM87 56H89V55H87ZM90 56L92 57V55H90ZM101 56H102V55H101ZM101 56H100V57H101ZM119 56H120V55H119ZM119 56H118V57H119ZM122 56H123V55H121L120 57H122ZM156 56H157V55H156ZM158 56H159V55H158ZM175 56H176V55H175ZM193 56H194V55H193ZM208 56H209V55H208ZM61 57H62V56H61ZM77 57H78V56H77ZM79 57H81V55H80ZM83 57H84V56H83ZM103 57H105V56H103ZM116 57H117V56H116ZM116 57L113 56V58H116ZM124 57H125V56H124ZM126 57H127V56H126ZM126 57H125V58H126ZM142 57H143V56H142ZM147 57H148V56H147ZM180 57H181V56H180ZM188 57H189V56H188ZM204 57H205V56L200 57V59H201L200 62H201L202 65H203V63L206 62V61H204V59L207 58V57H205V58H204ZM217 57H218V56H217ZM241 57L243 58V56H241ZM241 57H240V58H241ZM16 58H17V57H16ZM16 58H15L14 61H17V60L20 61L19 58H18L17 60H16ZM81 58H82V57H81ZM84 58H85V57H84ZM86 58H87V57H86ZM93 58H94V57H93ZM125 58H123V60H124ZM135 58H136V57H135ZM158 58H159V57H158ZM191 58H192V57H191ZM212 58H213V57H212ZM233 58H234V57H233ZM240 58H239V56H238V59H240ZM242 58H241V60H242ZM10 59H11V58H10ZM53 59H54V58H53ZM63 59H64V58H63ZM63 59H62V60H63ZM73 59H74V58H73ZM89 59H90V58H89ZM107 59H108V58H107ZM116 59H117V58H116ZM120 59H121V58H120ZM120 59H118L117 61L120 62V61H119ZM136 59H137V58H136ZM140 59H142V58H140ZM143 59H144V57H143ZM172 59H173V58H172ZM194 59H195V58H194ZM81 60H83V59H81ZM84 60H85V59H84ZM90 60H91V59H90ZM94 60H95V59H94ZM98 60H99V59H98ZM100 60H101V59H100ZM112 60H113V59H112ZM121 60H122V59H121ZM127 60H128V59H127ZM133 60H135V59L133 58ZM138 60H139V59H138ZM145 60H148V59H145ZM152 60H154V59H152ZM159 60H160V59H159ZM206 60H207V59H206ZM219 60H220V59H219ZM243 60L245 61V60H247V59H243ZM26 61H27V60H26ZM75 61H76V60H75ZM86 61H87V60H86ZM102 61H103V60H102ZM117 61H116V62H117ZM131 61H132V60H131ZM136 61H137V60H136ZM148 61H149V60H148ZM148 61H147V62H148ZM166 61H167V60H166ZM207 61H208V60H207ZM79 62H80V61H79ZM81 62H82V61H81ZM94 62H95V61H94ZM96 62H97V59H96ZM116 62H115V63H116ZM121 62H122V61H121ZM134 62H135V61H134ZM144 62H145V61H144ZM152 62H153V61H152ZM160 62H161V61H160ZM160 62H159V63H160ZM169 62H170V61H169ZM220 62H223V60L220 61ZM220 62H218V63H220ZM240 62H241V61L239 60V63H240ZM257 62H255V63H257ZM15 63H16L15 65H16V68H17L19 65L17 64V62H15ZM74 63H75V62H74ZM84 63H85V61H84ZM108 63H109V62H108ZM112 63H113V62H112ZM115 63H113V64H115ZM123 63H125V62H123ZM123 63H122V64H123ZM148 63H149V62H148ZM156 63H158V62H156ZM159 63H158V64H159ZM179 63H180V62H179ZM188 63H189V61H188ZM193 63L196 64L195 60H193V62H192V66H191V67L194 69L196 65H193ZM198 63H199V62H198ZM198 63H197V64H198ZM208 63H209V61H208ZM211 63H212V61H210V64H211ZM215 63H216V62H215ZM215 63H214V64H215ZM224 63H225V61H224ZM224 63H222V65H223ZM236 63H237V62H236ZM255 63H254V64H255ZM262 63H263V62H262ZM38 64H39V63H38ZM41 64H42V63H41ZM54 64H55V63H54ZM77 64H78V63H77ZM77 64H74V66L76 65V68H78V67H77V66H78ZM80 64H81V63H80ZM106 64H107V63H106ZM117 64H118V63H117ZM127 64H128V62L126 63V65H127ZM130 64H131V63H130ZM140 64H141V63H140ZM152 64H153V63H152ZM186 64H187V63H186ZM199 64H200V63H199ZM245 64H246V63H245ZM17 65H18V66H17ZM29 65H30V64H29ZM55 65H56V64H55ZM55 65H54V66H55ZM99 65H101V64H99ZM109 65H110V64H109ZM115 65H116V64H115ZM131 65H132V64H131ZM135 65H136V62H135ZM135 65H133V66L135 67ZM180 65H181V64H180ZM189 65H190V64H189ZM189 65H187V67H188ZM202 65H201V66H202ZM204 65H205V64H204ZM204 65H203V66H204ZM211 65H213V64H211ZM224 65H225V64H224ZM242 65H243V64H242ZM259 65H260V64H259ZM83 66H84V65H83ZM83 66H82V67H83ZM92 66H93V65H92ZM102 66H104V65H102ZM116 66H117V65H116ZM118 66H120V65H118ZM140 66H141V65H140ZM151 66H152V65H151ZM158 66H159V65H158ZM161 66H163V65H161ZM182 66H183V65H182ZM214 66H215V65H213L212 67H214ZM233 66H234V65H233ZM262 66H263V65H262ZM11 67H12V66H11ZM80 67H81V66H80ZM111 67H112V65H111ZM128 67H129V66H128ZM128 67L126 68V67H121V66H120V67H118V68L121 70V72L123 71L121 68H123V69L125 68L124 73H125L126 75L130 74V76H133V73H132V72L135 73V71H132V70H131V68H130L131 66L129 67V69H128ZM147 67H148V66H147ZM216 67H217V66H216ZM216 67H215V68H216ZM239 67H240V66H238V68H239ZM9 68H10V67H9ZM9 68H8V69H9ZM12 68H13V67H12ZM14 68H15V67H14ZM19 68H20V66H19ZM43 68H42V69H43ZM53 68H54V67H53ZM74 68H75V67H74ZM76 68H75V69H76ZM92 68H93V67H92ZM132 68H133V67H132ZM138 68H139V67H138ZM141 68H142V67H141ZM143 68H144V66H143ZM158 68H159V67H158ZM218 68H220V66H218ZM258 68H259V66H258ZM44 69H45V68H44ZM44 69H43V70H44ZM47 69H49V68L47 67ZM47 69H45V70H47ZM50 69H51V66H50ZM56 69H57L58 72H62V73H63V72H65V73L71 72L72 69H73V62L71 61L70 63H66L65 61H59L58 64L56 65ZM75 69H74V70H75ZM83 69H84V68H83ZM85 69H87V71L93 70V69H91V67H90V68H86V67H85ZM94 69H95V68H94ZM98 69H99V68H98ZM101 69H102V68H101ZM134 69H135V68H134ZM134 69H133V70H134ZM162 69H165V68H162ZM204 69H205V68H204ZM210 69H212V68H210ZM240 69H241V67H240ZM260 69H261V68H260ZM14 70H15V69H14ZM19 70H20V69H19ZM52 70H53V69H52ZM74 70H73V71H74ZM77 70H78V69H77ZM77 70H76V71H77ZM81 70H82V68H81ZM104 70H105V69L103 68V70H101L100 72L97 70V72H95V73H93V74L91 73V74H92V75L90 76L91 78H89V77H88V78H85L86 76H85V77L83 76V77H82L83 79H79V80H78V79L75 78V79H73V80H78V82H75V83H78V85H82L84 88H86L87 91H91V92H93V91H95V90L92 91L93 83H94V84H97V85H103V86H106V85H107V84H105V82H106L107 80H104V79H103V80H99V78L102 79L101 76L103 75L104 72H106V70H105V71H104ZM108 70H110V71L113 73V71H114L115 69H114V70H113V69H108ZM112 70H113V71H112ZM130 70H131V71H130ZM146 70H148V69H146ZM152 70H153V69H152ZM159 70H160V69H159ZM186 70H188V69H186ZM199 70H200V69H199ZM202 70H203V69H202ZM221 70H223V72H225L224 74H226V75H228V74L233 75V73H234L233 70H235V68H233V67L231 68V67L225 65V66H222V69H221ZM236 70H237V69H236ZM241 70H242V69H241ZM12 71H13V69H12ZM40 71H42V70H40ZM57 71H53V72H56V73H57ZM82 71H83V70H82ZM87 71L85 70V71H83V73H85V72H87ZM103 71H104V72H103ZM150 71H151V69H150ZM150 71H149V72H150ZM155 71H156V70H155ZM179 71H180V70H179ZM181 71H183L182 68H181ZM219 71H220V70H218V72H219ZM255 71H256V70H255ZM16 72H18V71H16ZM35 72H36V73H35ZM44 72H45V71H44ZM46 72H47V71H46ZM107 72H108V71H107ZM111 72H109V73H111ZM117 72L120 73V71H117ZM117 72L115 71V73H117ZM147 72H148V71H147ZM152 72H154V71H152ZM158 72H159V71H158ZM158 72H155V73H158ZM165 72H166V71H165ZM167 72H168V71H167ZM176 72H178V71H176ZM176 72H175V74H173L172 76L169 74V72L166 73V74L164 73L165 75H168V76H169V77H168V78H169L168 80H169V82H170L172 85L177 84V83L179 82V80H180V82H182V80H181L180 77H179V76H181L182 74H181V75H178V73L176 74ZM183 72H184V71H183ZM212 72H213V71H212ZM221 72H222V71H221ZM248 72H249V73H252L253 71H248ZM5 73H6V72H5ZM11 73H12V72H11ZM19 73H20V72H19ZM41 73H42V72H41ZM72 73H73V72H72ZM76 73H77V72H76ZM109 73H108L107 77L109 76ZM115 73H114V75H116ZM142 73H143V72H142ZM150 73H151V72H150ZM180 73H182V72H180ZM187 73H188V72H187ZM190 73H191V72H190ZM239 73H242V71H240ZM259 73H260V75H258V76H256L255 74H253V77H254V79H255V80H254V81H255L254 83L258 82L259 79H261V80L263 79V78H261V77L264 76V75H263V74H264V69H262L261 71H259ZM46 74H49V75H50V73H46ZM52 74H53V73H52ZM57 74H58V73H57ZM73 74H74V73H73ZM79 74H80V73H79ZM86 74H88V73H86ZM86 74H85V75H86ZM122 74H123V72H122ZM152 74H153V73H152ZM152 74H151V75H152ZM193 74H194V73H193ZM204 74H205V73H204ZM244 74H245V73H244ZM13 75H17V74H13ZM58 75H59V74H58ZM60 75H61V74H60ZM63 75H64V74H63ZM66 75H67V74H66ZM104 75H105V73H104ZM118 75H119V74H118ZM126 75H125V76H126ZM136 75H137V74H136ZM139 75H140V74H139ZM142 75H147V74H146V73H143ZM142 75H141V78H142ZM161 75H162V74H161ZM187 75L189 76V74H187ZM207 75H208V74H207ZM209 75H210V74H209ZM221 75H222V74H221ZM231 75H229V76L231 77ZM262 75H263V76H262ZM7 76L11 77L12 75L10 76V75L7 74ZM34 76L31 75V77H34ZM51 76L53 77V75H51ZM75 76H76V75H75ZM79 76H81V75H79ZM130 76H129V77H130ZM147 76H148V75H147ZM183 76L186 77V75H183ZM236 76H237V75H236ZM236 76H235V78H236ZM247 76H248V74H247ZM0 77H1V76H0ZM48 77H50V76H48ZM107 77H106V78H107ZM122 77H123V76H122ZM137 77H138V75H137ZM143 77H145V76H143ZM149 77H150V75H149ZM162 77H163V76H161V78H162ZM189 77H190V76H189ZM218 77H219V76H218ZM222 77H223V76H222ZM227 77H228V76H227ZM227 77H225V78H227ZM45 78H46V77H45ZM54 78H56V77H54ZM60 78H61V77H60ZM64 78H65V77H64ZM68 78H69V77H68ZM72 78H73V77H72ZM114 78H115V76H114ZM118 78H119V77H118ZM118 78H117V79H118ZM131 78H132V77H130L129 80H130ZM146 78H147V77H146ZM153 78H154V77H153ZM187 78H188V77H187ZM213 78H214V77H213ZM251 78H252V77H251ZM3 79H4V78H3ZM9 79H10V78H9ZM12 79H14V78H12ZM30 79H32V78H30ZM30 79H29V80H30ZM35 79H36V77H35ZM39 79H40V78H39ZM46 79H47V78H46ZM58 79H59V78H58ZM61 79H62V78H61ZM65 79H66V78H65ZM117 79H116V80H117ZM183 79H185V78H183ZM189 79H190V78H189ZM1 80H2V79H1ZM14 80H16V79H14ZM14 80H13V81H14ZM32 80H33V79H32ZM43 80H44V78H43ZM51 80H52V79H51ZM54 80H57V79H54ZM116 80H114V81L117 82ZM129 80H128V83L130 82ZM143 80H144V79H143ZM30 81H31V80H30ZM35 81H36V80H35ZM49 81H50V80H49ZM49 81H47V82L49 83ZM123 81H127V80L124 79V77H123V79H122L121 82H123ZM133 81H134V80H133ZM133 81H132V82H133ZM144 81H145V80H144ZM155 81H156V80H155ZM192 81H193V80H192ZM192 81H191V82H192ZM249 81H250V80H249ZM249 81H248V82H249ZM252 81H253V80H252ZM52 82H54V81H52ZM73 82H74V81H73ZM73 82H72L71 80L69 81L68 79H66V80L63 81L64 84L62 83L61 85H62V86H63V85H66L65 88L67 87V89L72 88L73 85H74V86H77L76 89H78L80 86L78 87V85H77V84H74ZM118 82H119V81H118ZM139 82H141V81H139ZM139 82H137V84H139ZM164 82H165V81H164ZM183 82H184V81H183ZM193 82H194V81H193ZM250 82H251V81H250ZM7 83H8V82H7ZM17 83H18V84H17ZM28 83H29V81L24 82L23 77H19V76H18V77H17V81H16V82H15V81H14V82H11V84L8 85V86L6 85V86L2 87V84H1L2 89L0 90V100L3 101V104H2L3 106L0 107V136H2V134H5V133H2V131H3V132H6V133L9 132L10 134H12V136H14V137L16 138V136H18L17 133L19 134V133L22 131V130L20 131L22 125H25V124H24V121H25L24 119L31 117V115L33 114V111H34L33 108H35V107H33V106H35V105H34V104H35L34 102H33V104H29V103L27 104L26 102H24L23 104H21L22 106L19 105L20 107H18L17 103H14V105H13L15 95H18V94H19V95H25V94H26L25 91H24V92L22 91V88H24L25 86H28V85H27ZM33 83H34V82H33ZM33 83H32V84H33ZM58 83H59V82H57V85H58ZM106 83H107V82H106ZM113 83H114V82H113ZM113 83H112V85H113ZM130 83H131V82H130ZM130 83H129V84H130ZM185 83H188V82H185ZM237 83H238V82H237ZM4 84H5V83H4ZM43 84H44V83H43ZM45 84H46V83H45ZM51 84H52V83H51ZM51 84H49V86H48L49 89H50V85H51ZM104 84H105V85H104ZM118 84H119V83H118ZM125 84H127V83H125ZM137 84H136V87L133 86V88H137ZM171 84H170V85H171ZM231 84H232V83H231ZM233 84H234V83H233ZM46 85H47V84H46ZM54 85H55V83H54ZM120 85H124V83H122V84H120ZM120 85H119V86H120ZM130 85H132V84H130ZM146 85H147V84H146ZM146 85L144 84L145 87H147V86L150 85V84H148L147 86H146ZM180 85H181V83H180ZM185 85H187V84H185ZM191 85H192V83H191ZM193 85H194V84H193ZM247 85H248V84H247ZM263 85H264V84H263ZM41 86H42V85H41ZM59 86H60V85H59ZM59 86L56 87L57 93L55 92L56 94H55V96H54L55 99L53 100V102L56 100V98H58L57 96L59 95V92H60V91L63 90L62 94L66 95V96H67V94H68V92H69L67 89H64L63 87H59ZM114 86H116V84H114ZM114 86H113V87H114ZM163 86H164V85H163ZM222 86H224V85H222ZM231 86H232V85H231ZM43 87H46V86L43 85ZM110 87H111V86H110ZM113 87H111V88L113 89ZM117 87H118V86H117ZM117 87H116V88H117ZM122 87H123V86H122ZM126 87H127V86H126ZM153 87H154V85H153ZM153 87H152V88H153ZM177 87H178V86H177ZM200 87H201V86H200ZM260 87H261V86H260ZM32 88H35V87H34V86H31L30 89H32ZM53 88H54V87H53ZM58 88H59V89H58ZM73 88H74V87H73ZM73 88H72V91L74 90ZM130 88H131V87H130ZM130 88H128V89H130ZM160 88H164V87L161 86ZM175 88H176V87H175ZM175 88H174V89H175ZM196 88H197V87H196ZM226 88H228V87H226ZM233 88H234V87H233ZM27 89H28V88H27ZM42 89H43V88L41 87V92L44 91V90H42ZM49 89H47V90H49ZM82 89H83V88H81V90H82ZM118 89H120V88L118 87ZM143 89H144V88H143ZM153 89H154V88H153ZM241 89H242V87H241V86H238V90L240 91ZM255 89H257V88H255ZM120 90H122V89H120ZM170 90L172 91V93H173V95H174V91H175V90H173V87L170 86ZM193 90H195V88H194ZM193 90H192V91H193ZM196 90H198V89H196ZM196 90H195V91H196ZM200 90H201V89H200ZM226 90H227V89H226ZM262 90H264V88L261 89V93L264 92V91H262ZM26 91H27V90H26ZM70 91H71V90H70ZM107 91H109V89H108ZM110 91H111V90H110ZM113 91H114V90H113ZM113 91H112V92H113ZM117 91L119 92V90H117ZM152 91H153V90H152ZM155 91H156V90H154V92H155ZM168 91H169V90H168ZM195 91H194V92H195ZM219 91H220V90H219ZM221 91H222V90H221ZM230 91H231V90H230ZM241 91H242V90H241ZM258 91L260 92V90L257 89V94H258ZM31 92H32V91H31ZM31 92H30V93H31ZM48 92H49V91H48ZM50 92H51V91H50ZM85 92H86V91H85ZM105 92H106V91H105ZM122 92H123V91H122ZM122 92H119V94H121ZM144 92H145V91H144ZM196 92H197V91H196ZM44 93H45V95H46V92H44ZM52 93H54V92H52ZM75 93H76V92H75ZM108 93H109V92H108ZM115 93H116V92H115ZM136 93H137V92H136ZM161 93H162V92H161ZM165 93H166V92H165ZM167 93H169V92H167ZM27 94H29V93H27ZM36 94H37V93H36ZM72 94H73V93H72ZM72 94H69V96H71ZM116 94H117V93H116ZM122 94H123V93H122ZM122 94H121V96L123 97ZM124 94H126V93H124ZM144 94H145V93H144ZM153 94H154V93H153ZM153 94H152V92H151V95H152V96H153ZM156 94H157V93H156ZM169 94H170V93H169ZM193 94H194V93H193ZM47 95H48V94H47ZM47 95H46V98H45V99L48 98ZM53 95H54V94H53ZM76 95H77V94H76ZM93 95H95V98H96L95 101H97V104H96V105L98 106L97 112L94 114L93 117H95V116H100L103 120L105 119V120H107V121L109 122L108 125L110 124L111 126H113V121H114V120H112V118H113L112 116H113L115 113L113 114V112H112L113 109H111L109 106H111L110 103H115V102H110L111 100H108V101H107L108 96L103 95V94L100 93L99 91L94 92ZM107 95H111V93H110V94H107ZM130 95H131V94H130ZM151 95H150V96H151ZM160 95H161V94H160ZM171 95H172V94H171ZM179 95H180V94H179ZM185 95H186V94H185ZM228 95H230V94H228ZM252 95H253V94H252ZM262 95H264V94H262ZM119 96H120V95H119ZM124 96H126V95H124ZM128 96H129V95H128ZM133 96H134V95H133ZM138 96H140V95H138ZM152 96H151V97H152ZM163 96H164V95H163ZM175 96H177V95H175ZM175 96H173V97H175ZM181 96H182V95H181ZM203 96H204V95H203ZM230 96H231V95H230ZM232 96H233V95H232ZM241 96H242V95H241ZM250 96H251V95H250ZM258 96H259V94H258ZM24 97H25V96H24ZM26 97H27V96H26ZM59 97H60V96H59ZM73 97H74V96H73ZM112 97H113V96H112ZM114 97H115V96H114ZM114 97H113V98H114ZM142 97H143V96H141V97H139V98H135V97L133 98V97H132L133 99H132V98H129V99L132 100V102L135 103V104L132 103L131 106H132V105H135V106H138V105H139V106H141V105H142V102H141V101H142ZM184 97H185V96H184ZM184 97H183V98H184ZM260 97H261V96H260ZM66 98H67V97H66ZM113 98H112V99H113ZM127 98H128V97H127ZM149 98H150V97H149ZM45 99H44V100H45ZM58 99L61 100V98H58ZM67 99H68V98H67ZM72 99H73V98H72ZM90 99H91V98H90ZM109 99H110V97H109ZM118 99H119V97H117V100H118ZM120 99H121V98H120ZM120 99H119V100H120ZM129 99H128V100H129ZM155 99H156V98H155ZM157 99H158V98H157ZM157 99H156V101H157ZM167 99H168V98H167ZM199 99H200V98H199ZM204 99H205V98H204ZM245 99H246V98H245ZM245 99H244V100H245ZM9 100H10V103H9V104H11V105H8ZM18 100H19V99H18ZM65 100H66V99H65ZM128 100H127V101H128ZM131 100H129V101H131ZM162 100H164V99H162ZM256 100H257V99H256ZM256 100H255V101H256ZM40 101H41V100H40ZM50 101H51V100H50ZM112 101H113V100H112ZM115 101H116V100H115ZM129 101H128V102H129ZM153 101H154V97H153ZM204 101H206V100H204ZM251 101H252V100H251ZM257 101H258V100H257ZM45 102H46V101H45ZM56 102H58V101H56ZM56 102L54 103V105L57 104ZM87 102L89 103L88 100H87ZM90 102H93V101H90ZM123 102H124V103H123ZM123 102H122V103H123L124 107H121V108H124L123 111H126L128 114H131V113L134 112V111L138 112L137 109L135 110V108H134L133 106H132L133 108H132L131 106H130L131 108H128L129 105H128L127 102H126V99H125V101H123ZM158 102H159V101H158ZM158 102H157V103H158ZM160 102H161V101H160ZM208 102H210V101H208ZM51 103H52V102H51ZM70 103H71V102H70ZM70 103H69V104H70ZM81 103H83V102H81ZM85 103H86V102H85ZM85 103H84V105H85ZM88 103H86V105H87ZM120 103H121V102H120ZM150 103H151V100H150ZM150 103H149V104H150ZM153 103H154V102H153ZM174 103H176V102H174ZM249 103H251V102H249ZM260 103H262V102H260ZM109 104H110V105H109ZM213 104H215V103H213ZM239 104H240V103H239ZM247 104H248V103H247ZM48 105H50V104H48ZM48 105H47V106H48ZM61 105H62V104H61ZM88 105H89V104H88ZM103 105H105V107H103ZM118 105H119V104H118ZM118 105H117V106H118ZM166 105H169V103H166ZM176 105H177V104H176ZM186 105H187V104H186ZM0 106H1V105H0ZM45 106H46V105H45ZM64 106H67V105H64ZM74 106H75V105H74ZM120 106H122V104H121ZM148 106H149V105H148ZM151 106H152V104H151ZM224 106H225V105H224ZM251 106H253V105L251 104ZM32 107H33V108H32ZM70 107H71V106H70ZM84 107H85V106H84ZM86 107H88V106H86ZM90 107H91V106H90ZM112 107H113V106H112ZM141 107H142V106H141ZM152 107H153V106H152ZM152 107H151V108H152ZM169 107H170V106H169ZM230 107H231V106H230ZM248 107H249V106H248ZM254 107H255V106H254ZM254 107H252V109H253ZM40 108H41V107H40ZM48 108H50V106H49ZM57 108H58V107H57ZM57 108H56V106H55V109H57ZM63 108H64V107H63ZM113 108H114V107H113ZM139 108H140V107H139ZM144 108H145V107H144ZM151 108H150V109H151ZM157 108H159V107H158V106L155 107L156 110H158ZM183 108H184V107H183ZM208 108H209V107H208ZM235 108H237V107H235ZM55 109H54V110H55ZM66 109H69V108H66ZM72 109H73V111H74L73 113H75V114H76L77 112L81 111L80 108H78V107H76V106L73 107ZM147 109H148V108H147ZM150 109H149V110H150ZM184 109H185V108H184ZM191 109H192V108H191ZM193 109H194V108H193ZM252 109H250V110H252ZM254 109L257 110V111H256V112L258 113L257 116L263 117V119H264V104H260V105L256 106V108H254ZM36 110H37V109H36ZM50 110H51V109H49V113H50ZM59 110H60V109H58L57 111H59ZM64 110H65V109H64ZM64 110H63V111H64ZM70 110H71V109H70ZM87 110H88V109H87ZM114 110H115V109H114ZM138 110H140V109H138ZM149 110H145V111H148V113H149V112H150ZM235 110H237V109H235ZM239 110H240V109H239ZM37 111H38V110H37ZM57 111H56V112H57ZM63 111H60V112H63ZM93 111H95V110H93ZM116 111H117V110H116ZM141 111H143V110L141 109L140 112H141ZM153 111H154V110H153ZM153 111H152V112H153ZM164 111H165V110H164ZM171 111H172V110H171ZM173 111H174V110H173ZM229 111H230V110H229ZM244 111H245V110H244ZM34 112L36 113V111H34ZM42 112H46V110H45L44 108H42ZM51 112H53V111H51ZM66 112H67V111H66ZM66 112H65L64 114H66ZM88 112H89V110H88ZM88 112H86V113L83 112V114L86 115ZM143 112H144V111H143ZM156 112H158V111H156ZM161 112H162V110H161ZM184 112H185V110H184ZM233 112L235 113L236 111H233ZM250 112H251V111H250ZM39 113H40V112H39ZM46 113H47V112H46ZM80 113H81V112H80ZM90 113H91V112H90ZM158 113H160V112H158ZM158 113H157V114H158ZM165 113H166V112H165ZM168 113H169V112H168ZM172 113H173V112H172ZM209 113H210V112H209ZM244 113H245V112H244ZM252 113H253V112H252ZM28 114H30V115L28 116ZM42 114H43V113H42ZM50 114H51V113H50ZM57 114H58V113H56V115H57ZM67 114H68V113H67ZM116 114H117V112H116ZM116 114H115V115H116ZM120 114H121V113H120ZM133 114H136V113H133ZM142 114H144V113H142ZM145 114H146V113H145ZM149 114H151V112H150ZM157 114H155L154 116H156ZM179 114H180V113H179ZM241 114H242V113H241ZM253 114H255V113H253ZM37 115L39 116V114H37ZM58 115H59V114H58ZM115 115H114V116H115ZM124 115H126V114H124ZM138 115H139V113H138ZM138 115H137V116H138ZM140 115H141V114H140ZM151 115H153V114H151ZM151 115H148V116H147V114L144 115V119L146 118V121H145V122L143 121V123H142V121H141L140 124H135V126L133 125V126L135 127V129H134L132 132L135 131V132H139V133H140V132L142 131V129L144 130V129L149 128V123L152 122V121H151V119H152V116H151ZM166 115H167V114H166ZM166 115L163 114V116L160 117V118H162V119L165 118V120L168 119V123H167V124H169V125H168V128H167V129H169L170 125L173 126V125H181V124H182V123L179 122V121H180L179 119H171V118H173V117H169L168 115H167V116H166ZM174 115H175V114H174ZM238 115H239V114H238ZM255 115H256V114H255ZM33 116H34V115H33ZM65 116H66V115H65ZM68 116H69V115H68ZM87 116H88V115H87ZM91 116H92V114H91ZM131 116H132V115H131ZM137 116H136V119H135L136 121H138V120H137ZM141 116H142V115H141ZM159 116H161V115H159ZM159 116H158V117H159ZM170 116H171V115H170ZM236 116H237V115H236ZM257 116H255V117H257ZM40 117H42V116H40ZM47 117H49V116H47ZM56 117H57V116H56ZM83 117H84V116H83ZM85 117H86V116H85ZM85 117H84V119H85ZM89 117H90V115H89ZM120 117H121V116H120ZM129 117H130V116H129ZM139 117H140V116H139ZM156 117H157V116H156ZM180 117H181V116H180ZM183 117H184V116H183ZM195 117H196V116H195ZM237 117H238V116H237ZM247 117H248V116H247ZM49 118L51 119V117H49ZM49 118H48V121H51V120H52V122H54L53 119L49 120ZM53 118H54V117H53ZM87 118H88V117H87ZM90 118H91V117H90ZM97 118H99V117H97ZM97 118H96V120H97ZM127 118H128V117H127ZM142 118H143V116H142ZM184 118H185V117H184ZM191 118H192V117H191ZM196 118H197V117H196ZM232 118H233V117H232ZM242 118H243V117H242ZM250 118H251V114H250ZM32 119H33V118H32ZM40 119H42V122L44 121V117H43V118H40ZM58 119H59V118H58ZM63 119H65V118L63 117ZM67 119H70V118H67ZM102 119H101V120H102ZM114 119H115V118H114ZM139 119H140V118H139ZM144 119H143V120H144ZM157 119H159V118H157ZM162 119H161V120H162ZM193 119H194V118H193ZM210 119H211V118H210ZM251 119H252V118H251ZM29 120H30V119H29ZM34 120H35V119H34ZM45 120H46V119H45ZM60 120H61V119H60ZM60 120H59V121H60ZM96 120H95V121H96ZM105 120H104V121H105ZM135 120L133 121V123H135ZM141 120H142V119H141ZM175 120H178V121L176 122ZM191 120H192V119H191ZM194 120H195V119H194ZM239 120H240V119H239ZM246 120H247V118H246ZM4 121H11V122L13 121V124L10 125L9 122H8V123H6L7 125H5ZM39 121H40V120H39ZM39 121H37V122H39ZM46 121H47V120H46ZM55 121H56V119H55ZM84 121H85V120H84ZM86 121H87V120H86ZM86 121H85V122H86ZM97 121H98V120H97ZM125 121H126V120H125ZM139 121H140V120H139ZM216 121H217V120H216ZM235 121H237V120L235 119ZM261 121H264V120H261ZM11 122H10V123H11ZM30 122H32V121H30ZM62 122H63V121H62ZM67 122H69V121H67ZM85 122H83V123H85ZM87 122L90 123V121H87ZM99 122H100V121H99ZM126 122H127V121H126ZM159 122H160V121H159ZM165 122H166V121H165ZM173 122H175V123H173ZM213 122H214V121H213ZM217 122H218V121H217ZM239 122H240V121H239ZM252 122H254V121H252ZM33 123H34V122H33ZM45 123H46V122H45ZM65 123H66V122H65ZM81 123H82V122H81ZM81 123H80V124H81ZM129 123H130V122H129ZM129 123H128V124H129ZM133 123H132V124H133ZM157 123H158V122H157ZM160 123H161V122H160ZM189 123H191V121H190ZM197 123H198V122H197ZM209 123H210V122H209ZM211 123H212V122H211ZM214 123H215V122H214ZM234 123H235V122H234ZM246 123H248V122H246ZM31 124H32V123H31ZM31 124H30V123H29V124L27 123V125H26V127H25L26 130H29V131L27 132V134H29V132L33 131V130L30 131ZM35 124H36V123H35ZM46 124H47V123H46ZM194 124H195V123H194ZM240 124H241V123H240ZM240 124L237 125V126H240ZM252 124H253V126H251V127H248V126H247V127L244 126V127H246V129H248V130H250V129H255V130H253V131L257 132L258 129H259V127H260V126H259V121L256 120V122H254V123H252ZM256 124H257V126H259L258 129H256V127H257ZM9 125H10V126H9ZM32 125H33V124H32ZM38 125H39V124H37V126H38ZM53 125H54V124H53ZM53 125H52V126H53ZM56 125H58V124H56ZM59 125H60V124H59ZM69 125H70V124H69ZM69 125H68V126H69ZM91 125H92V124H91ZM126 125H127V124H126ZM152 125H153V124H152ZM184 125L187 126V124H184ZM198 125H199V124H198ZM221 125H222V123H221ZM221 125H219V126H221ZM232 125H233V123H232ZM235 125H236V124H235ZM245 125H246V124H245ZM4 126H7L8 128H7V127L4 128ZM128 126H129V125H128ZM201 126H202V125H201ZM219 126H218V127H219ZM233 126H234V125H233ZM46 127H47V126H46ZM50 127H51V126H50ZM55 127L58 128L57 126H55ZM55 127H54V128H51V129H55ZM60 127H61V126H60ZM97 127H98V126H97ZM99 127H100V126H99ZM129 127H130V126H129ZM151 127H152V126H151ZM164 127H165V124H164L163 128H164ZM178 127H179V126H178ZM182 127H185V126L182 125ZM182 127H181V128H182ZM230 127H232V126H230ZM244 127H242V128H244ZM22 128H23V127H22ZM34 128H35V126H34ZM41 128H42V126H41ZM48 128H49V127H48ZM109 128H110V127H109ZM154 128H155V127H154ZM154 128H152V129H154ZM160 128H161V125L159 124V125L156 126L155 129H157V131H158V130L161 131ZM175 128H176V127H175ZM187 128H188V127H187ZM223 128H224V130H223ZM31 129H32V128H31ZM35 129H36V128H35ZM38 129H39V128H38ZM93 129H94V128H93ZM116 129H117V128H116ZM149 129H151V128H149ZM165 129H166V128H165ZM178 129H179V128H178ZM196 129H197V128H196ZM203 129H204V127H203ZM215 129H216V128H214V130H215ZM217 129H218V128H217ZM233 129H234V128H233ZM238 129H239V128H238ZM244 129H245V128H244ZM11 130H14L15 133H14L13 131H11ZM26 130H25V131H26ZM49 130H50V128H49ZM49 130H47V131H49ZM58 130H59V129H58ZM65 130H66V129H64V132H67L68 129H67L66 131H65ZM96 130H97V129H96ZM103 130H104V129H103ZM117 130H118V129H117ZM117 130H115V132H116ZM163 130H164V129H163ZM172 130H174V128H172ZM172 130H166V131H167V133H169V131L172 132ZM180 130H181V129H180ZM218 130H221L222 132H225V131H227V132L232 131L231 128H229V127H225V126H221V129H218ZM263 130H264V129H263ZM25 131L23 130L24 133H25ZM53 131L56 132L57 130L55 129V130H53ZM122 131H124V132L126 133L124 136H123V133H124V132H122ZM122 131H121L122 133H121V132H117V133H118V134L121 133V134H122L121 136H122L123 138H125V139H129L128 136H127V134H128V131L130 132V129H128V127H127V128H125L124 130L122 129ZM175 131H176V130H175ZM190 131H191V130H190ZM194 131H195V129H194ZM234 131H236V130H234ZM234 131H233V132H234ZM245 131H246V130H245ZM59 132H60V131H59ZM62 132H63V131H62ZM112 132H113V130H112ZM135 132H134V133H135ZM152 132H153V131H152ZM155 132H156V130H155ZM178 132H179V131H178ZM192 132H193V131H191L190 133H192ZM196 132H197V130H196ZM201 132H202V131H201ZM213 132H215V133H213ZM213 132L211 131V133H209L208 135H206V138H203V139H201V138H200V139H197L198 137L196 136L197 138H196L195 140H197V141H196L195 143H199V142H202V143H206V142L215 143L214 140L220 138V136H219L220 134H218V133H220V132H218V133H217L216 131H213ZM222 132H221V133H222ZM250 132H251V131H250ZM260 132H261V131H260ZM260 132H259V133H260ZM1 133H2V134H1ZM38 133H39V132H38ZM42 133H43V136L45 137V136H46V133H48V132H46V130H45V131L42 130ZM117 133H116V134H117ZM142 133H143V132H142ZM162 133H163V131H162ZM235 133H236V132H235ZM235 133H233V134H235ZM246 133H247V132H246ZM21 134H22V133H21ZM31 134H32V133H31ZM66 134L68 135L69 132H67ZM66 134H65V137H68ZM80 134H81V133H80ZM118 134H117V135H118ZM150 134H151V133H150ZM163 134H165V133H163ZM174 134H175V132H174ZM174 134L172 133V135H174ZM192 134H193V133H192ZM227 134H228V133H227ZM229 134H231V135H229V136H233L232 133H229ZM22 135H24V134H22ZM25 135H26V133H25ZM32 135H33V134H32ZM32 135H31V136H32ZM37 135H39V134H37ZM37 135H35V136H37ZM40 135H41V133H40ZM40 135H39V136H40ZM57 135H58V134H57ZM61 135H62V134H61ZM69 135L71 136V134H69ZM117 135H116V136H117ZM129 135H130V134H129ZM136 135H137V134H135V136H136ZM140 135H141V134H140ZM145 135H146V133H145ZM147 135H148V134H147ZM151 135H152V134H151ZM195 135H196V134H195ZM195 135H194V136H195ZM235 135H236V134H235ZM238 135H240V133H239ZM243 135H244V134H243ZM248 135H250V134H248ZM248 135H247V136H248ZM28 136H29V135H28ZM33 136H34V135H33ZM48 136H49V135H48ZM70 136H69V137H70ZM72 136H73V135H72ZM89 136H90V135H89ZM95 136H96V135H95ZM114 136H115V135H114ZM135 136L130 137V138H133V139H134ZM170 136H171V135H170ZM180 136H181V135H180ZM215 136H216V138H215ZM227 136H228V135H227ZM4 137H5V136H3L2 138L4 139ZM20 137H21V135H20ZM26 137H27V135H26ZM41 137H42V136H41ZM41 137H39V139H40ZM69 137H68V138H69ZM75 137H77V136H74V137H71V138H75ZM112 137H113V136H112ZM138 137L140 138L139 135H138ZM150 137H151V136H150ZM201 137H202V136H201ZM233 137H234V139H236V138H235L236 136H233ZM233 137H232V138H233ZM237 137H238V136H237ZM243 137H246V135L243 136ZM256 137L258 138V136H255V138H256ZM15 138H14V139H15ZM54 138H55V137H54ZM68 138H66V139H68ZM81 138H82V136H81ZM104 138H105V136H104ZM104 138H103V139H104ZM117 138L120 139V137H117ZM117 138H116V139H117ZM135 138L137 139V136H136ZM144 138H145V137H144ZM177 138H178V137H177ZM188 138H189V137H188ZM192 138H193V137H192ZM192 138H190V139H192ZM194 138H195V137H194ZM250 138H251V137H250ZM5 139H6V138H5ZM19 139H20V138H19ZM28 139H29V138H28ZM30 139H31V138H30ZM34 139H35V138H34ZM43 139H44V138H43ZM46 139H49V138H46ZM66 139L64 140L65 142L67 141ZM69 139H70V138H69ZM78 139H79V138H77V139H75V140H78ZM83 139H85V138H83ZM103 139H102V140H103ZM119 139H118V140H119ZM125 139H124V140H125ZM150 139H151V138H150ZM153 139H154V138H153ZM190 139H188V140H190ZM245 139H247V138H245ZM258 139H259V138H258ZM260 139H261V138H260ZM8 140H9V137H8ZM8 140H7V141H8ZM10 140H12V139H10ZM16 140H17V139H16ZM80 140H81V139H79V141H80ZM98 140H99L98 137H96V138H90V139L88 138V139H85L83 143L87 146V148H88V147L90 148V147H92L93 145L96 146V148H97V147H98V145H97V141H98ZM120 140H121V139H120ZM120 140H119V141H120ZM131 140H132V139H131ZM139 140H140V139H139ZM139 140H137V142H138ZM146 140H147V139H146ZM195 140H194V141H195ZM230 140H231V138H228L227 140L224 141V139L221 138L220 143H219V141H218V143H216V146H217V147H220V148L223 149V151H225V152H228V151H229V153H230L233 149H237V152H239V153H236V154H237V155H236V158H238V159L240 158L241 160H239V161H244V162H245L246 160H248V158H250V157L256 155L257 152H256V151H251L250 148H249V149H246V152L248 151V153L246 154V156L243 155V151H244L245 149H244V150H243V149L241 150L240 146H241L242 144H241L240 146H236V144H234V143H236V141H234V143H233V147H232V146H230V144L232 143V141H230ZM240 140H241V139H240ZM262 140H264V139H261V143H263ZM122 141H123V140H122ZM128 141H129V140H128ZM128 141H127V143H125V145H126V144H127V145L129 144ZM133 141H134V140H133ZM169 141H170V140H169ZM180 141H181V139H180ZM190 141H192V140H190ZM17 142H18V141H17ZM34 142H35V141H34ZM49 142H51V141H49ZM52 142H53V141H52ZM65 142H64V143H65ZM68 142H69V141H68ZM141 142H142V141H141ZM143 142H144V141H143ZM143 142H142V143H143ZM166 142H167V141H166ZM181 142H183V141H181ZM181 142H180V143H181ZM5 143H6V142H5ZM14 143H16V142L14 141ZM19 143H20V142H19ZM26 143H27V142H26ZM41 143H44L43 140H42V142H40L39 144H41ZM132 143H133V142H132ZM154 143H155V142H154ZM164 143H165V141H164ZM191 143H192V142H191ZM193 143H194V142H193ZM202 143H201V144H202ZM238 143H239V142H238ZM249 143H250V144H248L247 146L245 145V146H246V147H249V146H251V144H253L252 141L249 142ZM36 144H37V143H36ZM44 144H45V143H44ZM50 144H51V143H50ZM81 144H82V143H81ZM120 144H123V146H125L124 143H122V142H121ZM130 144H131V143H130ZM133 144L135 145L136 143L134 142ZM144 144H145V143H144ZM151 144H152V143H151ZM156 144H157V143H156ZM162 144H163V143H162ZM172 144H173V143H172ZM1 145H2V144H1ZM21 145H23V144H21ZM28 145H29V144L27 143V146H28ZM116 145H117V144H116ZM134 145L131 146V147H133V149L136 147V145H135V146H134ZM169 145H171V144H169ZM175 145H176V144H175ZM197 145H199V144H197ZM237 145H238V144H237ZM25 146H26V144H25ZM40 146H41V145H40ZM40 146H39V147H40ZM52 146H53V145H52ZM65 146H66V144H62V143L59 142V144H57L55 147H51V146H49L48 149H44V150H46V152L42 151L43 147H41V149H39V150H41L40 152H43V153H44V154H42V155H41V153H39V152L36 153L37 157L39 156L38 158L41 159L42 161H45V162H46V160L49 159V156H51V154H56L55 156L52 155L53 159L50 160V161H51V165H46V167H47V168L50 167V168H49L50 170H55L57 176H59V172H63V173H64V171H65V167L62 168L61 165H60L61 167L56 166V165H57V161H56V159H57V158H60V159H61V157H59V156H63V152H64V150H65ZM70 146H72V145L70 144ZM76 146H79V145H76ZM82 146H83V145H82ZM150 146H151V145H150ZM150 146H149V147H150ZM184 146L186 147V145H184ZM189 146H190V145H189ZM245 146H244V147H245ZM0 147H1V146H0ZM37 147H38V146H37ZM37 147H36V148H37ZM44 147H45V145H44ZM46 147H47V145H46ZM73 147H74V146H73ZM79 147H80V146H79ZM131 147H129V149H130ZM137 147H139V146H137ZM137 147H136V148H137ZM166 147H167V146H166ZM168 147H169V146H168ZM174 147H175V146H174ZM260 147H261V146H260ZM19 148H22V147H19ZM53 148H54V149H53ZM71 148H72V147H71ZM89 148H88V149H89ZM107 148H109V147H107ZM107 148H106V149H107ZM110 148H112V147H110ZM120 148H122V147H120ZM124 148H126V147H124ZM136 148H135V149H136ZM139 148H141V145H140ZM139 148H138V149H139ZM203 148H204V146H203ZM226 148H227V149H226ZM32 149H33V148H32ZM81 149H83V148H80V150H81ZM88 149H86L87 152H88ZM97 149H98V148H97ZM118 149H119V148H118ZM126 149H128V148H126ZM129 149H128V150H129ZM135 149H134V151L138 150V149H136V150H135ZM144 149H145V148H144ZM168 149H169V148H168ZM175 149H176V148H175ZM177 149H179V148H177ZM216 149H217V148H216ZM218 149H219V148H218ZM251 149H252V148H251ZM28 150H29V149H27V151H28ZM80 150H79V151H80ZM92 150H93V149H92ZM94 150H96V149H94ZM108 150H110V149H108ZM108 150H107V151H108ZM115 150H117V149L113 146L111 152H112V151H115ZM119 150H120V149H119ZM119 150H118V151H119ZM123 150H125V149H123ZM140 150H141V149H140ZM184 150H185V148H184ZM188 150H189V149H188ZM198 150H199V149H198ZM200 150H201V149H200ZM203 150H204V149H203ZM212 150H213V149H212ZM254 150H255V149H254ZM260 150H261V149H260ZM5 151H7L6 148H5V149H4L3 147H2V149L0 148V162H4V160H6L7 158H9V157H6V155H4V152H5ZM24 151H25V150H24ZM74 151H75V150H74ZM89 151H90V150H89ZM99 151H100V149H99ZM99 151H98V152H99ZM125 151H126V150H125ZM125 151H123V154L125 153ZM130 151L132 152V149H131ZM130 151H129V152H130ZM143 151L145 152V154H146V153H149V154H150V152H147L146 149L143 150ZM168 151H170V150H168ZM189 151H190V150H189ZM208 151H209V150H208ZM218 151H219V150H218ZM18 152H19V151H18ZM20 152H21V151H20ZM83 152H84V151L82 150L81 153H80V155H81V159L84 158V157H82V153H83ZM98 152H97V153H98ZM100 152H101V151H100ZM102 152H103V151H102ZM105 152H106V150H105ZM115 152H116V151H115ZM115 152H114V153H115ZM129 152H128V153H129ZM131 152H130V153H131ZM144 152H143V153H144ZM183 152H184V151H183ZM197 152H198V151H197ZM263 152H264V151H263ZM5 153H6V152H5ZM9 153H10V152H9ZM28 153H29V152H28ZM90 153H91V156H90V157H93V158H94L95 155H94L92 152H90ZM97 153H96V154H97ZM132 153H133V152H132ZM167 153H168V152H167ZM231 153H232V152H231ZM23 154H24V152H23ZM74 154H75V153H74ZM78 154H79V153H78ZM86 154H87V153H86ZM133 154H134V153H133ZM133 154H130V155H133ZM138 154H139V152H138ZM160 154H161V153H160ZM177 154H178V153H177ZM179 154H180V153H179ZM207 154H208V153H207ZM214 154H215V153H214ZM244 154H245V153H244ZM7 155H8V154H7ZM20 155H22V154H20ZM30 155H31V154H30ZM71 155H72V154H71ZM83 155H84V154H83ZM97 155H98V154H97ZM97 155H96L95 157L98 158L99 156H97ZM104 155H105V154H104ZM106 155H108V154H106ZM109 155H110V154H109ZM109 155H108V156H109ZM113 155H114V154H113ZM127 155H128V154H127ZM130 155H128V156H130ZM135 155H136V154H135ZM135 155H134V156H135ZM140 155H142V154L140 153L139 156H140ZM162 155H163V154H162ZM196 155H197V154H196ZM226 155L228 156V154H226ZM229 155H230V154H229ZM234 155H235V153H234ZM65 156H66V155H65ZM65 156H63L62 158H64ZM115 156H116V155H115ZM122 156H123V155H122ZM128 156H127V157H128ZM134 156H133V158H134ZM137 156H138V155H137ZM137 156H135V159H134V160H136V157H137ZM143 156H144V154H143ZM223 156H224V155H223ZM243 156H244V157H243ZM259 156H260V155H257L256 157H259ZM52 157H51V158H52ZM73 157H74V155H73ZM73 157H72V158H73ZM109 157H110V156H109ZM127 157H118V158H115V157H114V158H115L114 160H113V159H112V161L107 160V162H103V164H104V163H106V164H107V163H110V164L113 166V167L111 166V167H112L111 171H114V172H115L116 169L119 170V168H117V166H118V164H120V162H121L122 164H126V163H127V161H125V158H127ZM141 157H142V156H141ZM173 157H174V156H173ZM180 157H182V156H180ZM210 157H211V155H210ZM26 158H27V157H26ZM38 158H37V159H38ZM65 158H66V157H65ZM65 158H64V159H65ZM133 158H132V160H133ZM137 158H138V157H137ZM165 158H166V157H165ZM165 158H162V159H165ZM191 158H192V157H191ZM191 158H190V159H191ZM214 158H215V157H214ZM230 158H231V157H230ZM242 158H247V159H245V160L243 159V160H242ZM253 158H255V157H253ZM262 158H263V157H262ZM21 159H22V158H21ZM23 159H24V158H23ZM31 159H32V158H31ZM104 159L106 160L107 157H104ZM138 159H140V158H138ZM157 159H158V158H157ZM157 159H156V160H157ZM162 159H161V160H162ZM171 159H172V158H171ZM195 159H196V158H195ZM201 159H202V158H201ZM233 159H234V158H233ZM263 159H264V158H263ZM10 160H12V159H10ZM96 160L98 161V159H96ZM129 160H131V159H129ZM129 160H128V163L130 162ZM140 160L143 161L144 159H143V160L140 159ZM140 160H137V161H140ZM191 160H192V159H191ZM193 160H194V159H193ZM199 160H200V159H199ZM215 160H217V159H215ZM256 160H257V159H256ZM260 160H261V159H260ZM71 161H72V160H71ZM78 161H79V159H78ZM93 161H95V160H93V159H92V160L88 159V161H87V162H84V163H85L86 166H88V164L91 163V162L93 163ZM99 161H100V160H99ZM102 161H103V160H102ZM174 161H175V160H174ZM188 161H189V160H188ZM205 161H206V160H205ZM217 161H218V160H217ZM232 161H233V160H232ZM234 161H236V159H235ZM239 161H238V162H239ZM254 161H255V160H254ZM7 162H8V161H7ZM12 162H13V161H12ZM20 162L22 163V161H20ZM37 162H38V161H37ZM58 162H59V161H58ZM79 162H80V161H79ZM125 162H126V163H125ZM134 162H136V161H134ZM166 162H167V161H166ZM189 162H190V161H189ZM200 162H201V161H200ZM209 162H210V161H209ZM238 162H237V163H238ZM257 162H258V161H257ZM61 163H62V162H61ZM92 163H91V164H92ZM95 163H97V162H95ZM100 163H101V162H100ZM100 163L97 164V169H98V167H99L98 165H99ZM167 163H168V162H167ZM182 163H183V162H182ZM207 163H208V162H207ZM216 163H217V162H216ZM223 163H224V162H223ZM223 163H222V164H223ZM245 163H246V162H245ZM262 163H263V162H262ZM15 164H16V163H15ZM18 164H19V163H18ZM27 164H28V163H27ZM33 164H35V163H33ZM55 164H56V165H55ZM65 164H66V163H65ZM65 164H64V165H65ZM80 164H82V163H80ZM93 164H94V163H93ZM106 164H105V165H106ZM122 164H121V165H122ZM132 164H133V163H132ZM132 164H131V165H132ZM149 164H150V163H149ZM169 164H170V165H171V164H174V162H173V163H169ZM178 164H179V163H178ZM235 164H236V163H235ZM248 164H249V163H248ZM256 164H257V163H256ZM16 165H17V164H16ZM24 165H25V164H24ZM40 165H41V164H40ZM83 165H84V164H83ZM116 165H117V166H116ZM145 165H148V164H145ZM152 165H153V164H152ZM162 165H163V164H162ZM180 165H181V164H180ZM185 165H186V164H185ZM194 165H195V164H194ZM237 165H238V164H237ZM239 165H240V164H239ZM260 165H261V164H260ZM0 166H2V165H0ZM18 166H19V165H18ZM86 166H85V168H86ZM95 166H96V165H95ZM95 166H94V168H96ZM100 166H101V165H100ZM102 166H103V165H102ZM123 166H124V165H123ZM157 166H158V165H157ZM159 166H160V165H159ZM174 166H175V165H174ZM215 166H216V165H215ZM21 167H22V166H19V169H21ZM39 167H40V166H37V169H36V167H35L34 170H32V172H33V174H36V173H37V176H38L39 174H41V176H43L42 174H43L46 170H45V171H39V169L41 168V167H40V168H39ZM83 167H84V166H82V168H83ZM140 167H141V166H140ZM151 167H152V166H151ZM163 167H164V166H163ZM166 167H167V166H166ZM166 167H165V168H166ZM195 167H196V166H195ZM13 168H14V167H13ZM30 168H31V167H30ZM30 168H29V169H30ZM79 168H80V167H79ZM99 168H100V167H99ZM127 168H129V166H127ZM130 168H131V167H130ZM145 168H146V166H145ZM165 168H164V169H165ZM169 168H170V167H169ZM173 168H175V167H173ZM197 168H198V167H197ZM199 168H200V167H199ZM244 168H245V167H244ZM254 168H255V167H254ZM35 169H36V170H35ZM74 169H75V168H74ZM87 169H88V168H87ZM107 169H108V168H107ZM123 169H124V168H123ZM170 169H171V168H170ZM180 169L183 170V168H180ZM202 169H203V168H202ZM217 169H218V168H217ZM238 169H241V167L238 168ZM37 170H38V171H37ZM40 170H41V169H40ZM77 170H78V169H77ZM79 170H80V169H79ZM98 170H99V169H98ZM109 170H110V169H109ZM146 170H147V169H146ZM162 170H163V169H162ZM177 170H178V169H177ZM177 170H176V171H177ZM204 170H205V169H204ZM207 170H208V169H207ZM231 170H232V168H231ZM233 170H234V169H233ZM233 170H232V171H233ZM261 170H262V169H260L259 172H261ZM16 171H17V170H16ZM92 171H93V170L91 169L89 172H92ZM111 171H104L103 174H109ZM135 171H136V170H135ZM163 171H164V170H163ZM174 171H175V170H174ZM188 171H189V170H188ZM200 171H201V170H200ZM200 171H199V172H200ZM236 171H237V170H236ZM29 172H31V171H29ZM114 172H113V173H114ZM117 172H118V171H117ZM158 172H159V171H158ZM158 172H157V173H158ZM168 172H169V171H168ZM180 172H181V171H180ZM206 172H207V171H206ZM209 172H210V171H209ZM233 172H234V171H233ZM250 172H251V171H250ZM47 173H48V172H47ZM85 173H86V172H85ZM94 173H95V172L88 173V174H89L90 176L93 177V176H94ZM96 173H97V172H96ZM96 173H95V174H96ZM98 173H99V172H98ZM120 173H121V171H120ZM128 173H129V172H128ZM130 173H131V172H130ZM130 173H129V174H130ZM152 173H153V172H152ZM187 173H188V172H187ZM191 173H192V172H191ZM213 173H214V172H213ZM225 173H226V172H225ZM228 173H230V172H228ZM237 173H238V172H237ZM257 173H258V172H257ZM0 174H1L0 176H2L1 171H0ZM20 174H21V173H20ZM31 174H32V173H31ZM64 174H65V173H64ZM148 174H149V173H148ZM161 174H162V173H161ZM164 174H165V173H164ZM175 174H176V173H175ZM220 174H221V173H220ZM220 174H218V175H220ZM151 175H152V174H151ZM170 175H171V174H170ZM197 175H198V174H197ZM203 175H204V174H203ZM221 175H222V174H221ZM239 175H240V174H239ZM250 175H251V174H250ZM253 175H254V174H253ZM260 175H261V174H260ZM34 176H35V175H34ZM34 176H33V177H34ZM37 176H36V177H37ZM104 176H106V175H104ZM133 176H134V175H133ZM145 176H146V174H145ZM152 176H153V175H152ZM156 176H157V175H156ZM167 176H168V174H167ZM171 176H172V175H171ZM199 176H200V175H199ZM199 176H198V177H199ZM227 176H228V175H227ZM230 176H231V175H230ZM235 176H236V175H235ZM244 176H245V175H244ZM2 177H3V176H2ZM33 177H31V178H33ZM124 177H125V176H124ZM162 177L164 178V177H166V176H162ZM178 177H179V176H178ZM182 177H183V176H182ZM200 177H201V176H200ZM216 177H217V176H216ZM218 177H219V176H218ZM39 178H40V177H39ZM63 178H64V177H63ZM82 178H83V177H82ZM127 178H128V177H127ZM138 178H139V177H138ZM144 178H145V177H144ZM155 178H156V177H155ZM157 178H158V177H157ZM174 178H175V177H174ZM35 179H36V178H35ZM94 179H96V178H94ZM97 179H98V178H97ZM105 179H106V178H103V179L99 180V181H98V182H99L98 184H99V186H101L102 188L104 187V188H105L104 190L106 191V190H109V189H110V187H111V182L109 183V182H107ZM145 179H147V178H145ZM166 179H167V177H166ZM184 179H185V178H184ZM196 179H197V178H196ZM78 180H79V179H78ZM108 180H109V179H108ZM156 180H157V179H156ZM162 180H163V179H162ZM167 180H169V179H167ZM188 180H189V179H188ZM221 180H222V179H221ZM223 180H224V179H223ZM231 180H232V179H231ZM261 180H262V178H261V176H260V182H261ZM81 181H82V180H81ZM125 181H126V180H125ZM125 181H124V183H125ZM129 181L133 183V181H131V179H130ZM137 181H138V180H137ZM139 181H140V180H139ZM141 181H142V180H141ZM141 181H140V182H141ZM146 181H147V180H146ZM153 181H154V180H153ZM177 181H178V180H177ZM177 181H176V182H177ZM182 181H183V180H182ZM196 181H197V180H196ZM257 181H259V180H257ZM0 182H1V181H0ZM40 182H41V181H40ZM104 182L110 184V187H105V183H104ZM122 182H123V181H122ZM130 182H128L129 185H133V184L130 183ZM163 182H164V181H163ZM165 182H166V180H165ZM176 182H175V183H176ZM186 182H187V181H186ZM188 182H189V181H188ZM188 182H187V183H188ZM242 182L244 183V180H243ZM249 182H250V181H249ZM64 183H65V181H64ZM120 183H121V182H120ZM124 183H123V184H124ZM135 183H136V182H135ZM142 183H144V181L141 182L140 184H142ZM170 183H171V182H170ZM172 183H173V182H172ZM190 183H191V182H190ZM197 183H198V182H197ZM231 183H232V181H231ZM238 183H240V182H238ZM243 183H242V185H243ZM250 183H252V182H250ZM257 183H258V182H257ZM67 184H68V183H66V185H67ZM69 184H70V183H69ZM115 184H116V183H115ZM121 184H122V183H121ZM146 184H147V183H146ZM151 184H153V183H151ZM159 184H160V183H159ZM167 184H169V182H167ZM182 184H183V183H182ZM188 184H189V183H188ZM194 184H195V183H194ZM200 184H201V183H200ZM200 184H199V185H200ZM202 184H203V183H202ZM202 184H201V185H202ZM213 184H214V183H213ZM49 185L52 186L51 183H50ZM61 185H62V184H61ZM73 185H74V184H73ZM95 185H96V184H95ZM124 185H125V184H124ZM160 185H161V184H160ZM162 185H163V183H162ZM164 185H165V184H164ZM164 185H163V186H164ZM169 185H170V184H169ZM201 185H200V186H201ZM204 185H205V184H204ZM210 185H211V184H210ZM238 185H240V184H238ZM250 185H251V184H250ZM63 186H65V184H64ZM63 186H62V187H63ZM67 186H68V185H67ZM108 186H109V185H108ZM125 186H128V184L125 185ZM133 186H134V185H133ZM133 186H132V187H133ZM149 186H150V185H149ZM152 186H153V188H154V184H153ZM163 186H162L161 188H159L158 186H157V187H158L159 190H160V189H164V188L166 187V185H165L164 188H163ZM167 186H168V185H167ZM187 186H188V185H187ZM200 186H199V187H200ZM223 186H224V190H223V189H222V190H223V191H227V194H230V193H233V192L236 193L237 190H238V187H236L235 185H232V184H225V185H223ZM255 186H256V185H255ZM85 187H86V186H85ZM116 187H117V186H116ZM118 187H120V186H118ZM121 187H122V186H121ZM128 187H129V186H128ZM134 187H135V186H134ZM137 187H138V189H140L139 186H137ZM137 187H136V188H137ZM140 187H144V186L141 185ZM146 187H148V186H146ZM168 187H169V186H168ZM185 187H186V186H185ZM199 187H198V188H195V190H196V189H199ZM54 188H56V187H54ZM63 188H64V187H63ZM65 188H67V187L65 186ZM95 188H96V187H95ZM136 188H135V190H136ZM158 188H157V189H158ZM166 188H167V187H166ZM242 188H243V187H242ZM70 189H71V186H70ZM100 189H101V188H100ZM120 189L122 190V188H120ZM133 189H134V188H133ZM138 189H137V192L139 191ZM143 189H144V188H143ZM146 189H149V187L146 188ZM151 189H152V188H151ZM151 189H150V190H151ZM203 189H205V188H203ZM67 190H68V189H67ZM80 190H81V189H80ZM85 190H86V188H85ZM96 190H97V188H96ZM102 190H103V189H102ZM102 190H101V191H102ZM111 190H112V187H111V189H110L109 191H111ZM141 190H142V189H141ZM141 190H140V192H142ZM150 190H149L148 193L151 192ZM164 190H165V189H164ZM164 190H163V192H164ZM173 190H174V189H173ZM179 190H180V189H179ZM199 190H200V189H199ZM243 190H247V189L244 188ZM49 191H50V190H49ZM98 191H99V188H98L97 192H98ZM145 191H146V190H145ZM145 191H144V193H145ZM152 191H153V190H152ZM176 191H177V190H176ZM184 191H185V190H184ZM184 191H183V192H184ZM239 191H240V190H239ZM28 192L31 194V195L29 196V199L32 198V197L34 198V197H35V194H37L36 192H31L30 190H29ZM72 192H73V191H72ZM94 192H95V191H94ZM102 192H103V191H102ZM140 192H139V193H140ZM157 192H158V191H157ZM157 192H155V193H157ZM163 192L161 191L159 194H161V193H163ZM169 192H170V191H169ZM213 192H214V190H213ZM263 192H264V191H263ZM33 193H34V194H33ZM51 193L53 194L52 190H51ZM74 193H75V192H74ZM115 193H116V192H115ZM117 193H118V190H117ZM130 193H131V192H130ZM198 193H199V192H198ZM221 193H222V192H221ZM47 194H48V193H47ZM69 194H70V193H69ZM131 194H132V193H131ZM134 194H135V193H134ZM165 194H166V193H165ZM165 194H164V195H165ZM170 194H171V193H170ZM196 194H197V192H196ZM200 194H201V193H200ZM217 194H218V193H217ZM238 194H239V192H238ZM246 194H247V193H246ZM43 195H44V194H43ZM45 195H46V194H45ZM45 195H44V196H45ZM108 195H109V194H108ZM111 195H112V194H111ZM114 195L116 196V194H114ZM136 195H138V194H136ZM156 195H157V194H156ZM176 195H177V193H176ZM186 195H187V194H186ZM206 195H207V194H206ZM233 195H234V194H233ZM244 195H245V194H244ZM260 195H261V193H260ZM37 196H38V195H37ZM44 196H43V197H44ZM55 196H56V195H55ZM73 196H74V194H73ZM79 196H81V195H79ZM93 196H94V195H93ZM126 196H127V195H126ZM146 196H147V195H146ZM151 196H153V195H151ZM158 196H159V195H158ZM158 196H157V197H158ZM167 196H168V195H167ZM173 196H174V195H173ZM177 196H178V195H177ZM231 196H232V194H231ZM246 196H247V195H246ZM59 197H60V196H59ZM70 197H72V196L70 195ZM76 197H77V196H76ZM117 197H118V196H117ZM129 197H130V196H129ZM154 197H155V196H154ZM209 197H210V196H209ZM226 197H227V196H226ZM257 197H259V196H257ZM48 198H49V197H48ZM52 198H53V197H52ZM88 198H89V197H88ZM101 198H102V197H101ZM114 198H115V197H114ZM127 198H128V197H127ZM130 198H131V197H130ZM213 198H214V197H213ZM220 198H221V197L217 195V196L215 197L214 202L216 201L215 203H217L218 200H220ZM237 198L239 199V196H237ZM27 199H28V198H27ZM42 199H43V198H42ZM50 199H51V198H50ZM59 199H60V198H59ZM63 199H64V198H63ZM63 199H62V200H63ZM82 199H83V196H82ZM108 199H109V198H108ZM116 199H117V198H116ZM118 199H119V198H118ZM159 199H160V198H159ZM166 199H167V198H166ZM189 199H190V198H189ZM192 199H193V198H192ZM224 199H225V198H224ZM262 199H263V201H264V197H263ZM47 200H48V199H47ZM89 200H90V199H89ZM106 200H107V199H106ZM119 200L122 201L121 199H119ZM119 200H116V201L119 202ZM124 200H126V199H124ZM180 200H181V199H180ZM186 200H187V199H186ZM201 200H202V199H201ZM232 200H233V199H232ZM242 200H243V199H242ZM247 200H248V199H247ZM77 201H78V200H77ZM81 201H82V200H81ZM91 201H95V200L91 198ZM96 201H97V200H96ZM126 201H127V200H126ZM133 201H134V200H133ZM178 201H179V200H178ZM189 201H190V200H189ZM210 201H211V200H210ZM233 201H234V200H233ZM237 201H238V200H237ZM240 201H241V200H240ZM261 201H262V200H261ZM40 202H41V201H40ZM48 202H49V201H48ZM66 202H67V201H66ZM86 202H88V201H86ZM98 202H99V201H98ZM105 202H106V201H105ZM105 202H104V203H105ZM118 202H116L115 204H118ZM123 202H124V201H123ZM127 202H128V201H127ZM135 202H136V201H135ZM148 202H149V201H148ZM154 202H155V201H154ZM200 202H201V201H200ZM203 202H204V201H203ZM235 202H236V201H235ZM249 202H250V201H249ZM259 202H260V201H259ZM42 203H43V202H42ZM42 203H41V204H42ZM78 203H79V202H78ZM89 203H91L92 206L95 205L93 202H89ZM129 203H130V202H129ZM129 203H128V204H129ZM131 203H132V202H131ZM144 203H145V202H144ZM181 203H182V202H181ZM209 203H210V202H209ZM220 203H222V202H220ZM255 203H256V202H255ZM44 204H45V203H44ZM67 204H68V203H67ZM67 204H66V205H67ZM74 204H75V203H74ZM86 204H87V203H86ZM113 204H114V202H113ZM113 204H110V205H113ZM115 204H114V205H115ZM120 204H121V202H120ZM125 204H126V202H124V204H122V206L124 205V206L126 207ZM128 204H127V205H128ZM234 204H236V203H234ZM234 204H233V205H234ZM244 204H245V203H244ZM259 204H260V203H259ZM72 205H73V204H72ZM79 205H80V203H79ZM133 205L135 206V204H132V206H133ZM143 205H144V204H143ZM194 205H195V204H194ZM202 205H203V204H202ZM205 205H206V204H205ZM208 205H209V204H208ZM208 205H207V206H208ZM211 205H212V204H211ZM213 205H214V204H213ZM215 205H216V204H215ZM221 205H222V204H221ZM224 205H225V204H224ZM231 205H232V204H231ZM231 205H230V206L228 205V207H231ZM80 206H81V205H80ZM92 206H91V207H92ZM100 206H101V205H100ZM107 206H108V204H107ZM119 206H121V205H119ZM130 206H131V205H130ZM132 206H131V208H133ZM164 206H165V205H164ZM170 206H171V205H170ZM241 206H242V205H241ZM52 207H54V206H52ZM64 207H65V206H64ZM115 207H116V206H115ZM138 207H139V205H138ZM138 207H137V208H138ZM150 207H151V206H150ZM193 207H194V206H193ZM223 207H224V206H223ZM233 207H234V206H233ZM70 208H71V207H70ZM72 208H73V207H72ZM102 208H104V207H102ZM110 208H111V207H110ZM129 208H130V207H129ZM131 208H130V209H131ZM135 208H136V206H135ZM137 208H136L135 210H137ZM164 208H165V207H164ZM169 208H170V207H169ZM205 208H206V207H205ZM210 208H211V207H210ZM216 208H217V207H216ZM258 208H259V207H258ZM84 209H85V208H84ZM94 209H97V208H94ZM112 209H113V208H112ZM115 209H116V208H115ZM119 209H120V208H119ZM124 209H126V208H124ZM130 209H129V210H130ZM166 209H168V205H167ZM220 209H221V206H220ZM224 209H226V208H224ZM228 209H229V208H227V210H228ZM242 209H243V210L241 211L242 214H244L245 216L248 215V217H251V216H250V215H251L250 212H253V210H259V209H255V206H253V205H246V204L243 205V208H242ZM77 210H78V209H77ZM89 210H90V209H89ZM97 210H98V209H97ZM97 210H96V213H97V214H100L101 211H100V212L98 211V212H99V213H98ZM101 210H102V209H101ZM121 210H123V208H122ZM129 210L127 209L126 212H128ZM131 210H132V209H131ZM138 210H139V209H138ZM138 210H137V213H138ZM140 210H141V209H140ZM140 210H139V211H140ZM149 210H151V209H149ZM190 210H191V209H190ZM199 210H200V209H199ZM199 210H198V211H199ZM204 210H205V209H204ZM209 210H210V209H209ZM75 211H76V210H75ZM86 211H87V210H86ZM86 211H85V212H86ZM91 211H92V210H91ZM102 211H103V210H102ZM107 211H108V210H107ZM133 211H134V209H133ZM152 211H153V210H152ZM152 211H151V212H152ZM196 211H197V210H196ZM201 211H202V210H201ZM219 211H220V210H219ZM221 211H222V210H221ZM221 211H220V212H221ZM223 211H224V210H223ZM228 211H229V210H228ZM56 212H57V211H56ZM71 212H72V211H71ZM88 212H90V211H87V213H88ZM108 212H109V211H108ZM120 212H121V211H120ZM120 212H119V213H120ZM122 212H123V211H122ZM154 212H155V210H154ZM224 212H225V211H224ZM254 212H256V211H254ZM258 212H259V211H257L256 213H258ZM5 213H6V212H5ZM8 213H9V212H8ZM11 213H12V212H11ZM59 213H60V212H59ZM67 213H68V212H67ZM67 213H66V214H67ZM128 213H129V212H128ZM68 214H69V213H68ZM70 214H71V213H70ZM75 214H76V213H75ZM94 214H95V213H94ZM102 214H103V213H102ZM108 214H109V213H108ZM138 214H139V213H138ZM142 214H143V212H142ZM152 214H153V213H152ZM192 214H193V213H192ZM202 214H203V213H202ZM205 214H206V213H205ZM207 214H208V213H207ZM218 214H219V213H218ZM223 214H224V213H223ZM227 214H228V213H227ZM27 215H28V214H27ZM127 215H128V214H127ZM127 215H126V217H127ZM134 215H135V214H134ZM145 215H146V212H145ZM193 215H194V214H193ZM211 215H212V214H211ZM9 216H10V215H9ZM66 216H67V215H66ZM69 216H70V215H69ZM84 216H85V215H84ZM96 216H98V215H96ZM103 216H104V215H103ZM106 216H107V215H106ZM124 216H125V215H124ZM152 216H155V215H152ZM209 216H210V215H209ZM12 217H13V216H12ZM14 217H15V216H14ZM39 217H40V216H39ZM80 217H81V216H80ZM87 217H88V216H87ZM155 217H157V216H155ZM159 217H160V216H159ZM224 217H225V215H224ZM231 217H232V216H231ZM240 217H241V216H240ZM261 217H262V218L264 217V209L260 212V214L258 215V217L255 218L257 223H258V222H261L260 224H262V225L259 227V229H260V230H259V234H260V236H263V237H261V238H263V239H262L261 243H259V242L257 243V242H255V241L252 243V246H253V247L251 246L252 249H251V252H250V254H249L250 257L248 258V260H246V261L244 260V261H243V264H264V259H263L264 255H263V256H260V251H261V250H264V221H262V218H261ZM31 218H32V217H31ZM109 218H110V217H109ZM114 218H115V217H114ZM127 218H128V217H127ZM180 218H181V217H180ZM180 218H179V219H180ZM192 218H193V217H192ZM197 218H198V217H197ZM1 219H2V221H0V224H1V225H0V228H1L3 225H4L3 227H5V228L8 227L9 225H8V226L5 225V222H7V218L5 217V214L1 216ZM8 219H9V218H8ZM37 219H38V218H37ZM79 219H80V218H79ZM143 219H144V218H143ZM168 219H169V218H168ZM173 219H174V218H173ZM230 219H231V218H230ZM239 219H240V218H239ZM83 220H85V219H83ZM93 220H94V219H93ZM99 220H100V219H99ZM106 220H107V219H106ZM130 220H131V219H130ZM138 220H139V219H138ZM138 220H137V221H138ZM151 220H152V219H151ZM175 220L177 221V219H175ZM175 220H174V221H175ZM197 220H198V219H197ZM197 220H196V221H197ZM205 220H206V219H205ZM207 220H208V219H207ZM212 220H213V219H212ZM240 220H241V219H240ZM57 221H58V220H57ZM65 221H68V220H65ZM101 221H102V220H101ZM133 221H135V220H133ZM166 221H167V220H166ZM171 221H172V220H171ZM176 221L173 222V223H176ZM178 221H179V220H178ZM241 221H242V220H241ZM19 222H20V221H19ZM74 222H75V220H74ZM112 222H113V221H112ZM126 222H127V221H126ZM141 222H142V221H141ZM149 222H150V221H149ZM184 222H185V221L183 220L182 223H184ZM187 222H188V221H187ZM187 222H186V224H187ZM222 222H223V221H222ZM238 222H239V221H238ZM254 222H255V221H254ZM17 223H18V222H17ZM62 223H63V222H62ZM62 223H61V224H62ZM108 223H109V222H108ZM128 223H129V222H128ZM135 223H136V222H135ZM171 223H172V222H171ZM189 223H190V222H189ZM194 223H196V222H194ZM197 223H198V222H197ZM219 223H220V222H219ZM228 223H229V222H228ZM239 223H240V222H239ZM72 224H73V223H72ZM72 224H71V225H72ZM109 224H110V223H109ZM177 224H178V222H177ZM184 224H185V223H184ZM208 224H209V223L206 221V225H200V224H199V225H200V227H201V226H207ZM226 224H227V223H226ZM250 224H251V223H250ZM42 225H43V224H42ZM114 225H115V224H114ZM124 225H125V224H124ZM130 225H131V222H130ZM174 225L176 226V224H174ZM174 225H173V226H174ZM191 225H192V224H191ZM212 225H213V224H212ZM212 225H211V229H212ZM220 225H221V224H220ZM248 225H249V224H248ZM64 226H65V224H64ZM74 226H75V225H74ZM74 226H73V227H74ZM89 226H90V225H89ZM110 226H111V224H110ZM143 226H144V225H143ZM154 226H156V224H155ZM158 226H159V225H158ZM158 226L155 228L157 232L160 231L159 228H158ZM230 226H231V225H230ZM239 226H240V225H239ZM243 226H244V225H243ZM30 227H32V226H30ZM83 227H84V226H83ZM86 227H87V226H86ZM123 227H124V226H123ZM129 227H130V226H129ZM161 227H162V226H161ZM179 227H180V226H179ZM184 227H185V226H184ZM215 227H216V226H215ZM240 227H241V226H240ZM240 227H239V228H240ZM11 228H12V227H11ZM47 228H48V227H47ZM76 228H77V227H76ZM91 228H92V227H91ZM134 228H136V227H134ZM168 228H169V227H168ZM176 228H177V227H176ZM181 228H182V227H181ZM192 228H193V227H192ZM239 228H236V229L238 230ZM17 229H18V228H17ZM24 229H25V228H24ZM42 229H43V228H42ZM59 229H60V227H59ZM72 229H73V228H72ZM87 229H88V228H87ZM116 229H117V228H116ZM130 229H131V228H130ZM136 229H138V228H136ZM142 229H144V228H142ZM152 229H153V228H152ZM166 229H167V228H166ZM174 229H175V228H174ZM179 229H180V228H179ZM204 229H205V228H204ZM232 229H233V228H232ZM240 229H241V228H240ZM242 229H243V227H242ZM245 229H246V228H245ZM249 229H250V228H249ZM249 229H248V230H249ZM251 229H252V228H251ZM251 229H250V232H251ZM254 229H255V228H254ZM254 229H253V230H254ZM18 230H19V229H18ZM52 230H53V229H52ZM105 230H106V229H105ZM119 230H120V229H119ZM162 230H163V229H162ZM188 230H189V229H188ZM188 230H187V231H188ZM195 230H196V229H195ZM195 230H194V231H195ZM199 230H200L199 232H203V231L205 232V231H206V230H203L202 228H199ZM212 230H213V229H212ZM214 230H215V229H214ZM227 230H228V229H227ZM237 230H236V231H237ZM255 230H256V229H255ZM25 231H26V230H25ZM48 231H49V230H48ZM50 231H51V230H50ZM54 231H55V230H54ZM57 231H58V230H57ZM95 231H96V230H95ZM110 231H111V230H110ZM115 231H116V230H115ZM171 231H172V230H171ZM190 231H191V230H190ZM217 231H218V230H217ZM232 231H233V230H232ZM238 231H239V230H238ZM244 231H245V230H244ZM4 232H5V231H4ZM23 232H24V231H23ZM77 232H78V230H77ZM173 232H174V231H173ZM229 232H230V231H229ZM239 232H240V231H239ZM11 233H14V232H11ZM70 233H71V232H70ZM74 233H75V232H74ZM82 233H83V232H82ZM108 233H109V232H108ZM108 233H107V234H108ZM214 233H215V232H214ZM241 233H242V232H241ZM251 233H252V232H251ZM253 233H254V232H253ZM257 233H258V232H257ZM55 234H56V233H55ZM75 234L79 236L81 233H80V234L75 233ZM75 234H74V235H75ZM109 234H110V233H109ZM114 234H115V233H114ZM117 234H118V233H117ZM162 234H163V233H162ZM162 234H159L158 237H161V236H162V238H163V237L165 236L166 232H165L164 236H163ZM179 234H180V233H179ZM197 234L199 235V233H197ZM222 234H223V233H222ZM224 234H225V232H224ZM72 235H73V234H72ZM112 235H113V233H112ZM133 235H134V234H133ZM185 235H186V234H185ZM185 235H184V236H185ZM193 235H194V233H193ZM201 235H202V233H201ZM220 235H221V234H220ZM228 235H229V234H228ZM228 235H226V236H228ZM233 235H234V234H233ZM236 235H237V234H236ZM106 236H107V235H106ZM126 236H127V235H126ZM173 236H174V235H173ZM184 236H183V238H184ZM208 236H210V235H208ZM231 236H232V235H231ZM244 236H245V235H244ZM4 237H5V236H4ZM4 237H3V238H4ZM13 237H14V236H13ZM15 237H16V236H15ZM82 237H83V236H82ZM127 237H128V236H127ZM166 237H167V235H166ZM177 237H178V236H177ZM198 237H201V236H198ZM253 237H254V236H253ZM66 238H68V237H66ZM72 238H73V237H72ZM105 238H106V237H105ZM164 238H165V237H164ZM194 238H195V236H194ZM201 238H202V237H201ZM218 238H219V237H218ZM250 238H251V237H250ZM256 238H257V237H256ZM58 239H59V238H58ZM58 239H57V240H58ZM69 239H70V238H69ZM74 239H75V238H74ZM86 239H87V238H86ZM93 239H95V238H93ZM117 239H118V238H117ZM117 239H116V240H117ZM131 239H132V238H131ZM131 239H130V240H131ZM165 239H166V238H165ZM188 239H189V238H188ZM70 240H71V239H70ZM154 240H156V239H154ZM168 240H169V239H168ZM180 240H181V239H180ZM180 240H179V241H180ZM183 240H184V239H183ZM194 240H195V239H194ZM196 240H198V239H196ZM232 240H233V239H232ZM236 240H237V239H236ZM243 240H244V239H243ZM252 240H253V239H252ZM100 241H101V240H100ZM160 241H161V240H160ZM162 241H164V239H162ZM175 241H176V240H175ZM187 241H188V240H187ZM2 242H4V240H3ZM14 242H15V241H14ZM21 242H23V241H21ZM68 242H69V241H68ZM83 242H84V241H83ZM105 242H106V241H105ZM133 242H134V241H133ZM164 242H165V241H164ZM164 242H163V243H164ZM183 242H184V241H183ZM198 242H200V244H201V240H198ZM84 243H85V242H84ZM86 243H87V242H86ZM86 243H85V244H86ZM102 243L105 244L104 242H102ZM110 243H111V242H110ZM115 243H117V242H115ZM136 243H137V241H136ZM142 243H143V242H142ZM146 243H147V242H146ZM167 243H168V242H167ZM167 243H166V245H167ZM250 243H251V242H250ZM250 243H249V244H250ZM73 244H74V243H73ZM106 244H107V243H106ZM112 244H113V243H112ZM125 244H126V243H125ZM130 244H131V243H130ZM154 244H155V243H154ZM197 244H198V243H197ZM262 244H263V247H260V246H262ZM55 245H56V243H55ZM99 245H100V244H99ZM107 245H108V244H107ZM117 245H119V244H117ZM183 245H184V243H183ZM183 245H182V246H183ZM205 245H206V244H205ZM210 245H211V244H210ZM238 245H239V243H238ZM78 246H79V244H78ZM91 246H92V245H91ZM150 246H152V245H150ZM158 246H159V245H158ZM163 246H165V245H163ZM167 246H168V245H167ZM197 246H198V245H197ZM201 246H202V245H201ZM2 247H3V246H2ZM83 247H84V246H83ZM89 247H90V246H89ZM89 247H88V248H89ZM93 247H95V246H93ZM93 247H92V248H93ZM98 247H99V246H98ZM106 247H107V246H106ZM110 247H112V245H111ZM115 247H116V246H115ZM128 247H130V246H128ZM137 247H138V245H137ZM155 247H156V246H155ZM171 247H172V246H171ZM177 247H179V246H177ZM212 247H213V246H212ZM214 247H215V246H214ZM124 248H125V247H124ZM168 248H170V247H168ZM187 248H188V247H187ZM217 248H218V246H217ZM232 248H233V247H232ZM234 248H235V247H234ZM240 248H241V247H240ZM242 248H243V247H242ZM261 248H262V249H261ZM81 249H83V248H81ZM81 249H78V251H79V250L82 251ZM85 249L87 250V248H85ZM106 249H107V248H106ZM126 249H127V248H126ZM155 249H156V248H155ZM175 249H177V248H175ZM195 249H196V248H195ZM249 249H250V247H249ZM27 250H28V249H27ZM73 250H74V249H73ZM83 250H84V249H83ZM91 250H92V249H91ZM99 250H101V249H99ZM104 250H105V249H104ZM137 250H138V249H137ZM214 250H215V249H214ZM228 250H229V249H228ZM233 250H234V249H233ZM238 250H239V249H238ZM0 251H1V250H0ZM5 251L7 252V250H5ZM9 251H10V250H9ZM88 251H89V249H88ZM95 251H96V248H94L93 252H91V251H90V252H91L92 254H94ZM108 251H109V250H108ZM124 251H125V250H124ZM124 251H123V252H124ZM126 251L128 252L129 250H126ZM154 251H155V250H154ZM169 251H170V250H169ZM226 251H227V250H225V252H226ZM71 252H72V251H71ZM82 252H83V251H82ZM84 252H85V251H84ZM84 252H83V253H84ZM133 252H134V251H133ZM133 252H132V253H133ZM137 252H138V251H137ZM142 252H143V251H142ZM156 252H157V251H156ZM175 252H176V251H175ZM189 252H190V251H189ZM194 252H195V251H194ZM202 252H203V251H202ZM215 252H216V251H215ZM215 252H214V253H215ZM233 252H234V251H233ZM240 252H241V251H240ZM74 253H75V252H74ZM85 253H89V252H85ZM91 253H90V254H91ZM103 253H104V252H103ZM103 253H102V254H103ZM120 253H121V252H120ZM140 253H141V252H140ZM145 253H146V252H145ZM161 253H162V252H161ZM184 253H185V252H184ZM231 253H232V251L230 252V254H231ZM237 253H239V252H237ZM244 253H245V252H244ZM247 253H249V252H247ZM1 254H2V253H1ZM5 254H7V253H5ZM75 254H76V253H75ZM95 254H96V253H95ZM106 254H107V252H106ZM116 254H117V253H116ZM136 254H137V253H136ZM180 254H181V253H180ZM180 254H179V255H180ZM226 254H227V253H226ZM228 254H229V253H228ZM240 254H243V253H240ZM262 254H263V253H262ZM15 255H16V254H15ZM76 255H77V254H76ZM83 255H85V254H83ZM131 255H132V254H131ZM146 255H147V254H146ZM160 255H161V254H160ZM188 255H189V254H188ZM256 255H257V257H258V256L261 257V258L259 257V258H260V262L257 261V259H259V258H257ZM12 256H13V255H12ZM71 256H72V255H71ZM86 256L88 257V255H86ZM89 256H90V255H89ZM91 256H93V255H91ZM91 256H90V257H91ZM104 256H105V255H104ZM111 256H112V255H111ZM150 256H151V255H150ZM177 256H178V255H177ZM194 256H195V255H194ZM231 256H232V255H231ZM233 256H234V254H233ZM101 257H103V256H101ZM108 257H109V256H108ZM134 257H135V256H134ZM160 257H161V256H160ZM224 257H226V256H224ZM247 257H248V256H247ZM11 258H12V257H11ZM17 258H18V257H17ZM128 258H129V257H126V258H125L124 253H121V254H120V258H119V259H120L119 261H121V262H119V263H122V262H123V263H130V260H129ZM132 258H133V257H132ZM148 258H149V257H148ZM227 258H228V257H227ZM245 258H246V256H245ZM256 258H257V259H256ZM15 259H16V257H15ZM37 259H38V257H37ZM39 259H40V258H39ZM82 259H83V258H82ZM96 259H97V258H96ZM103 259H104V258H103ZM109 259H110V257H109ZM113 259H114V258H113ZM137 259H138V258H137ZM153 259H154V258H153ZM197 259H198V258H197ZM222 259H223V258H222ZM9 260H10V259H9ZM23 260H24V259H23ZM23 260H22V261H23ZM33 260H34V259H33ZM115 260H116V258H115ZM115 260H112V261H115ZM148 260L150 261V259H148ZM163 260H164V259H163ZM167 260H168V259H167ZM169 260H170V259H169ZM199 260H200V259H199ZM226 260H227V259H226ZM226 260H223V261H226ZM228 260H229V259H228ZM241 260H242V258H241ZM241 260H240V261H241ZM98 261H99V260H98ZM100 261H102V260L100 259ZM109 261H110V260H109ZM109 261H108V262H109ZM134 261H135V260H134ZM134 261H132L133 263L131 262L130 264H148V263H149V262L147 261V257H146V256H144L142 259H140V261H135V262H134ZM158 261H159V260H158ZM179 261H180V260H179ZM231 261H232V259L230 260V264H232ZM233 261H234V260H233ZM233 261H232V262H233ZM237 261H238V260H237ZM31 262H32V260H31ZM44 262H45V261H44ZM110 262H111V261H110ZM150 262H152V264H160V263H157V261H155V259H154V260H151ZM164 262H165V261H164ZM182 262H183V261H182ZM227 262H229V261H227ZM14 263H15V262H14ZM38 263H39V262H38ZM66 263H67V262H66ZM117 263H118V262H116L115 264H117ZM119 263H118V264H119ZM161 263H162V262H161ZM237 263H238V262H237ZM12 264H13V263H12ZM16 264H17V263H16ZM19 264H20V263H19ZM50 264H51V263H50ZM68 264H69V263H68ZM86 264H87V263H86ZM99 264H100V263H99ZM106 264H107V263H106ZM110 264H113V263H110ZM182 264H183V263H182ZM221 264H222V263H221ZM226 264H229V263H226ZM235 264H236V263H235ZM238 264H239V263H238ZM241 264H242V263H241Z\"/></svg>","mask_w":264,"mask_h":264}]
</instances>
